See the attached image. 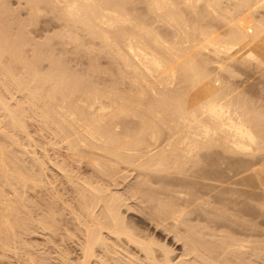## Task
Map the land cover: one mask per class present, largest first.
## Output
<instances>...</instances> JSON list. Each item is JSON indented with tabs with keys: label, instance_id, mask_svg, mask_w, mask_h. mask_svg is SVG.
<instances>
[{
	"label": "bare ground",
	"instance_id": "1",
	"mask_svg": "<svg viewBox=\"0 0 264 264\" xmlns=\"http://www.w3.org/2000/svg\"><path fill=\"white\" fill-rule=\"evenodd\" d=\"M43 1L45 2L44 4L49 7L44 6V4H42ZM124 1L126 3L128 2V0H114V1L113 0H30V2L28 3V0H26L25 6L27 7V10L29 9L30 13H32L31 10H33V13H36V14L32 13L33 17L29 13L30 15L29 18H32V20L34 19L37 20L38 17L42 16L41 14L45 15L44 14L45 12L46 14L47 12H49L51 15L50 11H52V13L55 11L54 12L55 14L53 13V16L59 14L61 19L62 18L64 19L62 21H65V23L68 22V24L71 25L72 27V28H69V25L67 23H66L67 25L66 24L64 25V22L61 23L62 26L64 25L63 28H66L67 26L68 28V29L66 28L67 33H69L71 30L72 32L71 37L73 38L75 36L76 38H79L80 41L85 45H82L79 39H78L79 41L78 42L79 44H78L76 38L72 39L70 37L72 39L70 40V38H68L66 34H62V36L64 35V38L65 36L67 37L65 38L66 42H68V40L70 41V43L68 42V44H74V45L77 44L76 46H79V47L80 45H82L81 47L84 52H87L89 48L88 47L89 45L86 44L88 40L90 44L95 43L96 41L98 42L100 41L99 45L100 44L103 45L99 47L100 51L104 47L109 48L107 51V54H110L109 58L112 57L111 60L114 59L113 61L115 63H118L116 65L123 63L121 65H123V67L125 68L127 67L126 68L127 70H126V69H122L123 68L122 66H119L121 67L120 68L121 70L120 69L117 70L118 66L115 69V67H113L114 63H112V67L115 70H117L118 73H120V75L117 74V77L119 78H117L116 76L115 77L118 80L121 79L120 77L124 78V79H121L123 81H120V82H123L124 86H127L128 84H129L128 87L132 86L130 91H128L129 88L127 89L126 87L125 89V87L123 86H122L123 87L122 89L125 91L121 89V84L123 83H120L117 79L113 77L114 75H116V72L115 74H113V76L110 77V81L113 79H115L116 82L118 81L117 85H114V87L117 86V88L116 87L114 88L112 85L111 87L113 89L112 88L110 89L109 85L116 84V83L113 80L114 82L111 81L110 84H108L109 80L107 79V77L106 79L108 80V82L105 78H104L106 80L105 82L104 80L101 82L100 79H94V81H97L98 83L99 82L102 84L105 83V86L108 84V90H109L108 91L109 93H108V92H105L107 91V87L105 88V91H104V88L103 90L101 89V87H105L104 84L103 86H101L100 83L98 84L96 82V85L98 84L97 89L96 87H94L96 86L95 83L93 85L90 84L93 81V80L91 81L93 77L89 78L88 73H87V76L86 74L83 75V78L86 83L83 80H80V79L78 80V78H82L81 76L78 77V75H77L78 78L76 76H73L74 79L77 78L75 82V80L71 79L73 78L71 77V75L66 74L65 70L61 69L60 67H58L59 69L56 68L57 66L55 67L56 70H54V67L52 68L51 66L49 71H51L52 73L54 72L58 73V76H56V74L51 75L52 74L51 73L49 75V73H47L48 76H51V79H52V77L55 75L54 76L55 78L54 77L53 78L54 80H56L57 77L62 79L63 78L62 76L64 75L65 77L66 75V78L64 79L65 83L68 84L71 82L70 85H73L72 84V81H73V83H76L77 88L72 90L73 86H76L75 84L71 86L72 88H69L68 85H66L69 89H71L69 93V89H67L68 90L67 91L65 87L63 88L59 87L60 89L62 88V90L65 88L64 90H66L69 93L67 96L64 95V93H62L64 95L63 96L61 94L62 90L60 91V94H59L58 91L60 89L56 88L57 86L55 85L56 86L55 90L53 89L54 86L53 87L51 86L52 87L51 90L53 91H50L49 93H47V90L50 89V88L47 89V87L49 86V85L47 86L46 84L47 83L46 81L48 80V77L46 76L47 74L44 76L42 72L41 73L39 72L45 77V79L47 77V80H45L46 85L43 84V86H45V90H44V87L41 86V84H39L38 89L34 90L33 86L34 84L36 85L37 83H33L32 80H35L36 82V77L38 78V80H41V78L43 77L41 75V78H40L39 76L40 74L38 75L37 73L38 70H36L37 74L35 73L36 77L34 76V73L30 74V71L31 73L35 71L34 68L32 71V68L30 69V67L32 65L36 66L37 64H39L38 61L43 60L41 56L45 55V57H47L46 54L43 53L42 50L41 52L43 54L41 53L42 55H40L39 49H37V51L39 50L38 54L40 56L34 55L33 57L35 58L33 59L34 61H36V59L38 58L36 65L34 64V62L33 64L31 63L32 64L31 65L29 61H27L22 56L25 59L24 60L22 58L25 61V63L27 61L26 66H29L30 71H28L27 67H26L27 68V71H26V68L24 67L25 64L24 62H22L23 70L26 73L25 74L26 77H23L24 75H21L19 76V78L23 77L24 79L26 78V80H29L26 82L27 84H25V82L23 84L22 82L24 80H22V78H20L19 80L18 76L15 74H14L15 76L13 75L14 78L17 77L18 79L16 80V82H13L11 78H13L12 74L14 73L13 71L14 65L13 63H12V66L10 64V62L11 61L13 62V59H14V55L12 53L18 52L19 50L18 47L21 48L22 46L19 44H21L22 42L23 44H25L26 36L24 37V39H22L23 34L19 35L18 33V35L21 36V37L18 36L20 39L16 37L17 39H19V42H18V40L15 38V36L17 35L14 34L13 38H15L16 41L18 42V44L16 42V45H15V39L13 40L9 38V36L5 35V33L7 34V32L5 31L7 30V27H5L4 25L8 21H7V17H5L6 20L2 19L5 15L4 11H3V14H4L3 17L2 15H0L1 23L5 21V23L2 24L3 27H5L3 36L8 37V38L6 37V39L4 37V39L5 40L9 39L12 42L11 43L8 40L9 42L7 44L6 41L2 40L3 41L2 42L0 40L2 43L5 42L7 44L6 46L5 43L1 44L0 42L1 48H2V45H5V47H8V45L9 46L11 45L9 47L10 49L6 48L5 50L9 49L10 51H12L10 54L8 50H7L8 53H6L4 49L0 48L1 51L3 50L5 52L4 53L5 55L3 54V51L0 53L2 54V56L4 55L3 57H5L6 55L9 56V54L12 57L11 59H9L10 61H7L9 63L7 65L5 61L8 57L3 58L0 55V59L1 58L4 59V61L1 60L0 62H5V64L8 66L7 67L3 65L4 63H2L3 65L2 66L0 63V65L2 66V68L0 69L2 70L5 67H7V70L5 69V71H3L4 72L3 74H4V77L7 75L11 76V77L9 76L10 78L8 77V79H10L9 81H11L10 85H12V82L14 84V83H18L17 81L20 82L22 80V82L20 83L26 86V88H24V86L22 88L21 87L22 85L20 86L18 83L17 85L20 87L15 85L16 87H14V89L16 88V90L20 91V93H22L21 92L22 89H24V92H27L25 96L26 97L25 99L27 101L23 102L22 100L21 102H23L22 103L23 105L20 102H19L20 104H18V106H22V107L16 108L17 105H14L15 108L19 110V112H17L18 110L16 112L20 113L21 115L17 114L15 111H13L15 112V114H13L11 109L15 110V108L10 107V104H9L10 102L8 103L7 101H5L6 96H5V99L4 98L0 99V102H1L0 105L2 106L0 107L4 110V113H2L3 110L1 108H0V111L3 114V117H5L4 119H7L6 121L8 122L4 124L6 121L4 122L2 121L0 124L1 126L2 124H4L5 126L8 124L7 126L9 128L10 127L12 128V130L11 128L9 130L14 132V128L18 130V126L19 128L25 127V124H23L22 126L21 123L22 122L25 123L24 120L26 121V118L30 119L31 117L32 119V116H33L32 113L39 112V115H36L37 117L33 116V118L36 117L35 119H37L39 117V119L44 124L46 123V125L48 124V125L53 126V130L50 129V131L52 132V137H53V138L52 137L50 138L51 140L50 144L54 149L57 150L56 159L54 160L49 156L48 151L46 149H43L41 153L42 155H39V156L37 155V158L40 157L37 159L38 161L36 160V156L34 154L35 152L33 151L34 152L33 156H35L33 157L31 155L34 158L33 161L36 160L39 164H37V162L35 163L33 162L35 166L31 165L32 167L30 166L29 169L31 168L35 169L37 167L36 165L40 166V171L39 169H37L38 170L37 172H40V173L39 175L38 173L36 174L38 176V178H36V175L34 174V171H33L34 169H32L31 172L29 173L30 170L28 171V169L25 168L26 171L29 173V176H28V173L25 172L24 170L20 172V170H22L24 167L23 168L15 167L16 166L15 163L16 164L19 163V159L18 161H15L16 156L18 154L17 155L15 154L16 156L15 155L11 156V157L14 156L15 158H12L11 160L12 164H10L11 161H8V160H10L11 158H9L10 155L7 156V154L13 151L9 150L10 147L9 148L7 147L8 144H5L6 145L5 147L4 145L3 146L0 145L2 149L4 147V150H2L0 147V151L2 150L1 152H4V154L7 153L3 157L0 154V156L2 157V159L0 160L2 163V166L0 165L1 166L0 168L2 169L3 165L5 166V163L7 162L6 163L7 167H8V163H9V167L12 166L11 168L8 167V169H10L11 172L12 171L16 172V175L14 176L15 178H11L13 177L14 173L13 174L9 173L10 171L5 170L7 169L6 167L5 169L1 170V173L5 175L4 176L3 174H0L2 177H5V178L10 177V178L8 181L7 179L5 178L2 179L0 177V179H2L0 180V183H1L0 189L3 192V190H5L4 189L5 186H8V187L10 186L9 188L14 191L17 186L16 189L17 191H19V189L25 190L27 188H30L29 186L31 185L27 186V184L30 182L31 184H33L32 186H34L37 183L34 186V188L35 187L37 188L38 186L39 190L35 191L36 188L35 189L32 188V189L34 192L39 193L37 194V196H39L38 204L40 208L39 207L38 208L41 210L39 211L41 213L39 214L40 215L39 219L37 220L33 219V220L38 221L37 225L39 226L38 228L40 230V233L43 237H45V241H44L45 243H42V244L43 245L46 244V245H44V247L42 246L43 250H45L46 248H49L46 246L48 245V242L50 240L53 242L52 247H55V248H59V244H62V243L64 244L66 243L65 241L67 240H69L72 243V245L71 243H69L71 245L70 247H66V244H65L64 249L63 247L61 250L58 249L60 250V252L58 251V253H60L59 254L60 259L58 260H61L63 264H243L246 253L251 254L248 252L249 249L250 250L253 249L250 252L252 253L254 252L253 254L255 253L257 254V257H258V260H260L259 261L260 263H264L263 261L264 259L262 260V254L264 253L263 252L264 251V247H263L264 239L262 237V235L264 234V228L262 226L263 222H261V220L264 218V215L261 214L263 217L260 216V211L261 213L264 212L263 211L264 209V205H263L264 204V169H262L264 167V164H262L263 167L260 165L261 168L257 164L259 169H257L258 168L257 166H255L257 167L256 169H253L254 167L253 165L254 157H253L251 158L252 164L248 162L251 160H246L248 164L253 165V167L251 166L252 170L249 168L250 166L248 167L247 165H244V167L246 166L248 168L246 167L241 168V166L245 163L244 162L245 160L243 159L244 161H242L241 159L242 156L237 155V154H241L243 155V157L245 155L244 158H246V156L248 155L252 156L253 154L258 153L259 151L261 152L263 151L262 153H264V106H263L264 96H263V100L261 99V101L263 102V103L261 102V104H260V101L257 102L255 99L252 98L255 102L259 103L260 105L259 107L257 103L256 104L258 106L254 104L253 100L251 101L250 96H248L251 101V103H249L250 101L249 99H247L248 98L247 95L251 93L246 94L247 91L244 92L245 94L243 95L244 97L242 98L240 97L242 95H239L242 92L241 91L238 92V90L240 89L238 90L235 89L238 86V83L236 81L239 78L240 79L242 77L245 78L244 76L246 75L247 76L251 75L252 77L251 79L250 77H246L248 81L249 79L250 81L253 80V76H254L253 74H255L256 76V73L258 77L259 76L263 77L262 79L264 80V0H143L144 1V3H142L143 5L138 3L139 1H142V0H137V1L134 0V3L135 2L136 4L138 3V5L141 7L144 6V4H146L145 9H144L145 6L143 8L141 7L138 9L136 8V10H138L136 12H138V14L141 17L140 18L139 15H137L140 18L139 20H141L143 18V15L145 14H148V15H146V17L144 16V21L146 20V18H148V16L150 18V15L154 14L157 16L156 18L158 19L156 21L157 24L159 22L161 27L162 26H165L163 28L167 27V30L168 32L170 31V33L165 31L166 29L164 30L163 28L161 29V27H157L159 24L156 25L155 27V25H153L155 21L151 24L154 26V28H152L151 25L146 24V23H150L149 21L145 23L143 19L141 21L129 20V18L132 17L130 16V14L132 13L131 10L135 11L133 8L139 7V6H136L130 0L128 3H130L131 5H135V6L129 7L130 6L129 4L127 8L128 10L123 9L122 11V8L124 7L123 5L126 6ZM37 2L39 3L37 4ZM121 2H123L124 4L120 5ZM40 5H41V8L38 7ZM42 6L46 8L42 9ZM118 6L121 7L120 8L121 10L119 11L117 10ZM1 7H3V5H0V8ZM48 8H49V11H46V9ZM199 8H201V10ZM202 8L206 16L210 15V17H206L204 13H203L204 17L203 15L201 17L200 12L202 11ZM42 10H43V13L40 14V11L42 12ZM145 10H147V13ZM139 11L144 12L142 13L143 15L140 14L141 12L139 13ZM57 12L58 14H56ZM123 13L126 16L129 13V16H128L129 18L128 17L126 18V16ZM133 13H134L133 15L136 16L137 13L136 14L135 12ZM38 14L41 16H37ZM188 14H190L191 16H194V18L190 19V17L187 16ZM35 15L37 18L34 17ZM59 15L57 16L58 18H60ZM123 15L125 17H123ZM57 17L55 16L54 19L55 18L58 19ZM138 17L136 18L138 19ZM185 17L186 18L188 17V19H186ZM208 18H210L209 19L210 21L214 19V21H212L213 23L212 25L209 24L211 22L208 21ZM215 18H218V19H215ZM150 19L149 20L152 21V16ZM189 19L192 20V22H194L193 19L197 20L196 22H198L199 19H201V21L205 23V25H207L208 27L204 26V24L201 21L199 23H202V25H200L199 23L194 24L190 21H187ZM219 19L222 21L223 24H225L224 28L227 27L226 31L228 34L224 32L225 29L224 31L223 30L220 31L221 33L218 32L219 31L218 28L221 29L222 27V25L220 24L219 26L221 27L217 26L218 27L217 29H216V26L213 29L209 28V27H214L213 26L214 24H216L217 22H220L218 21ZM133 21H136V22H133ZM206 21H207V24H206ZM215 21L216 23H214ZM31 22H34V21H31ZM140 22L141 23L143 22L146 28H144L143 23L141 26ZM1 23H0V26H2ZM10 23L9 25L11 26ZM28 23L29 22H27V24ZM136 24H140V25L138 26ZM122 25H126V27L127 25H129L130 32L123 35L126 28L125 26H123L125 29L122 28ZM150 26L152 29L160 28L162 30L161 31L162 34H160L157 31V29L154 31L151 28H149L151 29L149 30L148 27ZM74 27L75 28L79 27V29L82 28V33L84 32L83 34L86 33L85 35L88 34L87 35L88 38L92 37L91 39H93L94 37V40L95 38L96 40L94 41L91 39H87L86 38L87 36L83 37L84 35L82 34L81 36L83 38L80 35H79L80 37L79 36L77 37L76 35L81 33V30L77 31L79 30L78 28L74 29V32L77 31L78 33L76 32L77 34L75 35L74 33L73 35L72 29ZM119 27L123 30L118 31ZM0 30H1L0 33H3L2 31L3 28ZM65 31L63 30V32ZM163 31H165L168 34L166 36L168 39L165 37V35H163ZM23 33H24V29H23ZM171 33L174 36H176L175 39L180 38L176 41H174L173 39L174 41L173 42L172 38L174 36L172 35V38L170 41H172L173 44L170 43L169 41L170 37H168L169 34ZM158 34L161 36H158ZM221 34L224 36H222ZM67 35L70 36V33ZM119 38H122V39L118 40ZM65 39H63L62 41H64ZM74 39H76L75 43H72L71 41H73ZM83 39L84 40L87 39V41L84 42ZM162 39L163 40L166 39V41L165 40L163 41ZM98 42L96 43L98 44ZM118 42L120 43V45L122 44V46H124L122 42L125 43L126 52L123 49L122 50L124 52L121 50L122 48L121 46L119 45L117 46L116 44H114L112 46L114 49L116 46L118 48L119 47L121 48H119L120 50L117 49L118 51L110 53L109 50L111 49L110 51H112V48H110L112 43H118ZM86 45L88 48L83 47ZM5 47L3 46V48ZM15 47L18 50L14 51ZM79 47H75L74 51H78ZM84 49H87V50L85 51ZM104 49L106 50V48ZM37 51L35 49L34 54L35 53L37 54ZM89 51L87 52V54L90 53L91 55L92 52L94 53V50L92 52L91 51L89 52ZM20 52L21 54H23L21 49H20ZM20 52H18L19 55H20ZM101 53L103 54L106 52H104L103 50V52L101 51L100 53H98V55H100ZM107 54H105L106 57L104 54H103L104 56L100 55V57L102 56L101 58L105 57L109 59ZM18 57L19 56H17V58ZM40 57L42 60L39 59ZM45 57L43 58L46 59ZM57 57L55 59H57ZM95 57L96 58L94 60L92 58V61L97 62L96 60L97 56ZM49 58L52 59L53 57L49 56ZM51 59L49 60L47 59L51 65L52 63L53 65L54 64L56 65L58 60H60V59L56 60L57 62L55 63V59L53 58L52 60L53 62L51 61ZM20 60L21 58H19V62ZM17 61H15V63ZM109 62L110 61L108 60V63ZM226 62L227 63L229 62L230 65L231 63L232 65H234L233 64L234 62L239 63V66L240 64L241 65L248 64L249 68H246V69H250V70L247 71L248 74L245 75L246 71L244 70L246 69L241 68V67H244V66H241L240 67L241 69L239 68H238L239 70L237 69L239 72L238 73L235 69L236 67H239L237 66V64L236 66L234 65L235 68H232L233 66L226 64ZM211 63L212 65L213 64L216 65V68H218V70L221 71V72L218 71L221 76L223 73L224 74L227 73L229 74L230 78L234 77L235 78L234 80L237 84L235 82H232V83L233 85L236 84L237 86L235 85L234 86L235 88H232L230 84L231 81H229V83L227 82L224 85V83L227 81L226 79H225V82H224V79L221 81V83L223 84L222 85L220 84V80L218 82V80H216L215 77L214 78L211 77V76L219 75L218 72H215L216 75L215 74L212 75L213 73L210 72V69H209L210 66H208ZM91 64L95 65V63L93 62H91ZM91 64L90 66H92ZM94 65L93 67H95ZM10 66L12 67V72H13L12 74H10L11 73ZM58 66H61L60 63ZM97 66L99 67L98 62H97ZM248 66L246 65V67ZM98 67L95 69H92V72L95 70V72H93L94 74L91 73L90 71V73L93 74V76L97 74L96 72H98ZM242 69H243V72L241 73ZM58 70H60L61 72L63 70L65 74L64 72H62L63 73L62 74L60 71H59L60 73L56 72ZM115 70H113V73ZM125 70L126 72H124ZM121 71L125 73L123 75L126 76L127 80L131 82L127 81L125 77L122 76ZM234 71L238 73V79H237V74H235L236 72ZM250 71H251V74H249ZM102 72H104V70L99 69V73L101 74ZM107 72L111 73V71L109 70ZM110 73L109 74L105 73V74L107 76L108 75L110 76ZM3 74L2 72L0 73L2 77H3ZM105 74L103 73L102 75L104 76ZM239 74L242 77H239ZM241 74H243L244 76ZM32 75L35 78L31 79ZM59 75L61 76L59 77ZM29 76H30V79L29 78L27 79V77ZM68 76H70L71 78ZM84 76H86V78L88 77V79H86ZM257 76L256 78L258 79ZM68 78L71 80H68ZM212 78L213 80H216V82H218V84H220L222 87L219 85H218L219 87H217L216 86L217 84L215 85L213 83ZM246 79H244V81H246ZM259 79L257 80V82H259L258 84L259 86L257 85V87L263 86V84L260 82L261 80L259 81ZM43 80H41V82ZM124 80L126 83H128L127 85H125ZM241 80H238V81L240 82ZM56 81H50V78H49L48 83L50 84V82L51 83L53 82L52 83L53 85L54 82ZM79 81H81L82 84ZM61 82L59 83L60 85L58 86H61ZM83 82L84 84H87V83L88 85L90 84L89 86L91 88H86L87 87L86 86L84 87L85 89L81 90V87H79V85L80 86L82 85L83 87L84 85ZM130 83L132 84L130 85ZM31 84L33 86L30 87ZM229 84L231 87L229 86ZM241 84L243 83L241 82L240 86ZM251 84H252V81H251ZM251 84H249L248 86H251ZM245 85H247V83ZM1 86L2 85L0 84V87ZM27 86H29L28 88H32V90L29 89V91H34V92L33 93L29 92L27 90L28 89ZM252 86H256V84L254 85L252 84ZM35 87L37 88V86ZM99 87L102 91L98 90ZM17 88L18 89L21 88V89L18 90ZM92 88H94V90ZM78 89H80L81 91H79ZM114 89L116 90L114 91ZM77 90L79 92H77ZM111 90L114 92H112ZM262 90H264V86H263V89L261 87L259 94L262 92ZM55 91L57 92L55 94L58 97L59 96L61 97V100L59 102H58L59 100L58 97H56L55 95H53L54 93H52ZM66 91H62V92H65V94H67ZM11 92L13 91L11 90ZM43 92H46L44 93V95L48 94L50 97L51 96L52 98L54 97L53 100H51L52 98L50 99V97L47 98L46 95H45L46 99L42 98L41 96L43 95ZM121 92L123 93V95ZM28 93L29 94L31 93L29 95L30 98H28L29 97L27 95ZM7 94L10 95L9 93ZM261 94L263 95L264 92H262ZM1 96L2 95H0V98ZM239 97L242 100H240ZM27 98L29 99V101ZM260 98H257V99L259 100ZM48 99H50L51 101ZM55 99H57L55 101L56 103L54 102L55 104L53 103L50 104ZM246 99L248 101H246ZM243 100L245 102H243ZM6 102L9 104V106H7ZM27 102L29 103L30 106H33L35 109H36V106L38 105L39 107L38 109L41 108V111L36 109L37 111L35 110L34 112V110L33 111L31 110L32 112L31 111L30 112L32 115L28 111L30 115L29 117L27 112H25V108L26 107L28 108V106H26ZM40 102H41V105L39 104ZM24 105L26 107H24ZM5 114H8L9 117ZM15 115L18 116L17 118H19L20 116H24V115H28V117L26 118L21 117L23 118L22 120L19 118L21 120V121L19 120L20 121L19 122V121H16L18 119L16 118ZM3 117H1L0 120L1 119L4 120ZM10 120L12 123L10 122ZM35 122L36 124L39 123L36 120ZM42 124L41 122L39 123V125L41 126ZM39 125L37 126L39 127ZM5 126L4 128L6 129ZM47 126L44 125L45 128L42 127L43 129L40 131H43L44 129H46L45 131L50 132L49 127L51 128V126L49 127ZM0 129H3V127H1ZM27 130H23V131L21 130L19 132L17 131V134L20 132H23L24 134L26 132L24 134L25 135L24 138L26 137L28 139L29 137V139H31L32 136L31 137L27 136L28 134ZM1 131L4 132L5 130H1ZM6 132L7 131H5L4 134ZM13 132L12 133L10 132V133L12 134V137H14V139L10 136V133H7L9 137L11 138L10 142H14V140L17 139V141H15L12 145H14L15 143L18 145L19 137H17V134L15 132L14 133L16 134V136L15 135L13 136ZM7 134L4 135L5 139L8 137ZM20 138H19V142H20ZM5 139H4V142H5ZM21 144H19V147H21L20 146ZM215 147L222 148L221 151H219L220 149L218 148L219 154H223V150H224V153L226 151L225 153L226 155L223 154L224 156L227 157L228 154H230V156H228L229 159H227L226 157H223L222 155V157L224 158V159L221 158L222 162H224L226 159L228 161L229 160L232 161V163L234 161V163L226 164V162H224L225 164H223L221 162L223 165H226V166L229 165V166L221 167L220 165H217V164L216 166L215 165L216 162H214L213 160L215 158V161H217L219 159L218 157L219 155H218V152L215 151V149H217ZM5 149L9 150V153L7 150L5 151ZM207 149L210 150L209 152L211 153V155L215 154L214 151L217 153L215 154V156L218 155L217 160L215 156H211V157H214L212 158L213 160L211 159V161H213L214 164L213 162H210L209 164L208 161L210 160V157L208 156V154L204 156L205 158H202L204 155L203 153L199 154L200 150H202V152L204 150V153L206 154ZM211 149H212V152H211ZM62 151L63 153H65L64 155L60 154ZM235 155H237L238 159H235L237 158ZM60 156L64 158L62 161L57 160V157H60ZM19 157H21L20 154H19ZM206 157H207V160L209 158L208 161L206 160L207 162L205 161ZM249 157L247 158L249 159ZM67 159H72L76 161L77 163L86 164L90 166L92 172L86 173V172L81 171V168L74 167ZM202 159H204L205 161V164H204L205 166L203 165L204 162ZM22 160L20 162L21 164L18 166H22L23 164ZM207 163L209 167L212 166L210 168H213V166L215 165L216 169H215V166L213 169H209ZM24 165L28 168V166L25 163L23 164V166ZM218 166H220V168H218ZM204 167L208 169H203ZM13 168L16 170H13ZM127 170L130 172L132 171L136 173V174L134 173L135 174L134 175L131 172V175L133 174L135 176L134 181L136 180V182L133 185H131L132 184L131 183L130 184L131 186L129 187L126 186V189L124 187L125 190L121 191L123 187L121 190H119L118 188H120L119 184H122V183H118L119 185L118 187L116 183L117 180L115 179L121 176L120 173L122 172H125L124 174L122 173L123 174L122 178L126 179L124 175L128 176L127 179L130 178V175H129L130 173L128 174L127 172L126 174ZM32 171L35 177H31L32 175L30 176ZM4 172L7 174H5ZM18 172L20 173V175H17ZM24 172L26 173L24 175L26 177L21 176V174ZM48 172L52 173V176L54 178L53 180L52 178L50 179L51 176L49 175L51 174ZM19 176L22 177L23 179L25 178L23 182L26 184L27 188H25L21 180L22 178L20 179L17 178ZM28 177L30 178L28 179ZM31 178L37 179L36 182L34 181L35 184L32 182L35 179L31 180ZM110 178L111 179L114 178V179L111 180ZM10 179L12 180L14 179L13 180L14 183H15V180H17L16 186ZM18 179L19 181L22 182V185L24 187L22 185H21L22 188L20 187L21 183L18 182ZM109 179L111 181L115 180L114 182L116 184L115 183L112 184L113 182L110 183ZM248 179H253L252 182L254 184L257 183L256 188H255V185L253 187L260 191V192L258 191V194L256 191H255L256 193L254 192V189H250V190L248 189V187L252 188V186L251 187L249 186L251 181L249 180L250 183H248ZM3 180L5 183L8 182L7 184L12 182L15 188L11 187L13 186L11 184L6 185L3 182ZM1 181L4 183V185ZM164 181L167 182V184L165 182V185L167 187L168 185L171 187H168V188L166 187L165 190H161L162 189L161 182H164ZM156 182L158 183L160 182L159 184H161V186L157 185L158 187H160V190L157 189L158 187L154 185V183ZM1 185L2 187L4 186L3 189L1 188ZM115 185H117L118 188ZM127 185H129V183ZM153 185L157 188L153 187ZM151 187L155 188L157 191L154 189L151 190ZM190 188H191L190 191L187 190ZM2 192L0 191V193ZM15 192L16 190L13 193ZM4 193L5 192H3V194H0L2 195V197L0 196V225H1L0 228L2 227L0 229L2 231V232L0 231L1 239L3 238V236L1 237V235H3L4 233H7V236L4 234L5 235L4 237L9 238L11 237V235L13 237L14 233L12 232L8 233L9 230L14 231V232L17 230L16 228L18 227L19 220L16 218L18 215L17 210L19 209V207H16V206L21 205V204L18 205L19 200L20 202L22 201L19 198L22 197L21 195H23L24 197V194H25V192H23L24 194L21 192H17L20 194V197L18 196L19 194L17 193L15 194V196L17 195L18 197V198L17 197L15 198L14 196L15 198L14 200L16 201V204H17L16 205L15 203L12 204L13 203L12 201L14 200L11 201V199L8 198L7 195L5 196ZM253 193L256 195H254ZM3 196L7 197L6 198L7 200H4L5 197ZM238 197H240L241 201L243 199L246 200L247 198L248 199L253 198L251 201L257 200L258 202L255 201L256 203H258L257 205L259 206L261 205L259 207L260 211H258L259 208L257 205H254L255 202L253 203L251 202L250 204L251 205L253 204L255 208L257 206V210L254 209L256 210L255 211L256 213L252 212L251 208L253 206H251V208H247V211L246 210L244 211V212H247L248 214H249V211H251L250 214L252 213L255 219H258L259 218L258 216L262 218V219H258V222L256 220V222L258 223L257 225H260V227L258 226L259 228H261L262 226L263 230L262 229L260 230L257 227L256 223L255 224L253 223L255 222L254 220L252 221L249 220L250 222L247 220L248 223L251 224L252 222L258 228L257 229L255 227L254 230L251 229V231H253L254 233L256 232V229L257 231L258 230H260L261 232L263 231L262 235H261V232L258 231L260 232L258 233L260 235H256L257 236L256 238L251 237L252 236V233H251L250 238H252V240L246 238V236L249 237L248 234L250 232L248 234H245L246 233L245 232L242 235V238L243 236L246 235L244 237L245 239L240 238L241 237L239 236L240 233L238 234V238L236 235V233H238L239 230L241 233H243L244 230L246 231V229L244 228H243L244 230L243 229L241 230V228H239L240 226L239 219L241 221L240 212H242L243 214V210L241 208L239 209L238 206L240 207V204L244 203L245 201L243 200V202H240ZM9 199L10 201H8ZM25 201L26 200H24V202ZM8 202H10L9 204L10 205L12 204V206H9V204L7 205ZM237 202H240V203H237ZM213 203L218 204V206L220 205V207L216 208L217 205L214 206L215 204ZM229 203L230 204L232 203V207L233 209H236L237 213H235L234 211H233L234 213L230 211L228 207ZM246 203H248V201ZM24 204H22V208L24 207L23 206ZM38 204L35 206L37 207ZM234 204L237 206L234 207L233 206ZM211 206L214 208H212ZM236 207L238 208V211ZM22 208L20 206L21 210ZM34 208H32V210ZM210 208L212 210L214 209L217 213L221 212L222 215L228 214L227 216L228 218L225 217L224 215L223 217L221 216V218L225 220V221L222 220L223 223L221 226L216 224L217 226L221 227V228L220 227L218 228H220L223 231L222 234L229 231L231 227L230 225L229 230H228V226H227V229H226L227 231L223 230L222 228H226L224 227L226 226L224 225V222L225 224L228 222L229 224L233 225L232 222L238 220V222L236 221V223H239V224H235V226L239 225L238 226L239 229L237 228V226L236 227L233 226L238 230H236L235 228L234 230L232 229L233 230L232 233H234L236 230V233L233 234L236 236H233L234 238H232V240H230L231 238L229 237H225V239L227 238L229 242L227 240H226L227 242L223 241V244L220 248L214 247V245L215 246L219 245V241L220 243H222L221 240H222V236L224 235L222 236L220 235V237H217L218 233H215L219 231L213 232L217 235L209 233V235H212L213 237L216 236L215 238L221 239V240L217 239L218 240L217 245H216V241L214 242V245H213L212 244L213 242L211 243L210 241H208V239H206V237H204L203 235V232H204L205 236H207L208 233L206 235V232H209L210 231L209 229H212L213 227L215 229H212V230L217 229V226L215 224H213L214 226L208 224V220L210 219L208 218V216L210 215L211 217L213 215L214 216L217 215V213H215L214 210L213 211L210 210ZM248 209H251V210L248 211ZM32 210L31 212H33ZM208 210H210L211 212L209 213ZM204 211L206 212L204 213ZM135 212L139 213L140 215H138ZM193 213L195 217H191L192 216L191 214ZM229 213L231 214L230 215L231 217H233L232 215H234V217L235 215H237L238 216L237 218L239 219L237 218L236 219L233 218L235 220L229 219L231 218L229 216ZM253 213L257 214L258 216L257 215L256 216L258 218H256V216ZM248 214L245 213V217H248L250 215ZM26 215L24 216V218L26 217ZM252 215L250 216V218L252 217L253 219ZM15 216L16 218H14ZM129 216L132 218L134 217L139 222L141 221L142 223L147 225L148 228H149V225H151L152 229L154 228L155 230L151 232V231H148L147 227L145 229H140L138 228L139 226L135 227L132 223V219H130ZM205 216L208 219H206ZM217 216L220 217L219 214ZM217 216H216V221L218 219ZM21 217L23 216L21 215ZM24 218H23L24 221L22 220L23 222H28V220L30 219V217L29 219L27 217L25 218L27 221H25ZM128 218L131 221H129ZM204 219H206L207 221H205ZM246 219L247 218H245L244 221H241V222H246ZM15 220H16V223L18 224L15 223ZM212 220H213L212 222L215 221L214 217ZM22 221H21V224L25 226V224L22 223ZM192 221L193 223L194 221H196L195 223L200 222V224L198 225L194 223L193 225ZM12 222H13V225L15 223L17 227L12 226ZM139 222H138V225H140ZM204 222L207 225V227L205 225H203V227H205V229L206 228L208 229V230H205L206 232L204 231V228L202 227V224ZM260 222L262 224H260ZM209 223L211 224V219ZM248 223H246L247 224L246 227L250 225ZM253 224H251L249 228H251ZM2 225L7 227V228L5 227V229H7L8 232H6L5 230H2L4 228V226ZM135 225H137V223ZM200 225L203 228V232L202 230H200L201 227L199 228ZM26 226H29V225L27 224ZM210 226L212 227L210 228ZM242 226H245V225L243 224ZM12 228H15V230H13ZM21 228L23 229V227ZM24 229H26V227H24ZM248 231H250V229ZM227 234L229 236L232 235L231 232H227L226 236H228ZM157 236H161V238H163L165 241L158 239ZM202 236L204 237V239H206L207 244L208 245L210 244L209 246L206 243L204 244V240ZM212 236L211 237L209 236V238L212 239L211 241L216 240ZM18 237L20 236L18 235ZM261 237L263 240L261 239ZM8 238L6 239L7 241L11 239V238L10 239ZM253 238H255V241H253ZM6 240L4 239L3 241L4 243L2 244L0 243V244L4 248L7 249V247H9L10 245L7 246L9 241L8 243L6 242L5 244ZM168 242L169 243L173 242L176 245L181 244L183 248L181 253L179 252L180 254L176 255L174 253L176 250L172 248L171 246H169ZM211 244L213 245L212 248H211ZM1 245L0 247H2ZM22 245L24 246V244ZM55 248L53 249L54 251H55ZM49 249H51V247ZM14 250L16 251V249ZM36 251L37 250H35V252ZM48 251L50 250L47 249V252ZM10 252H13V251L11 250ZM44 254L41 257V259H39L40 257L38 256L39 257L38 259L40 261V262L38 261V263L39 264H50L49 257L46 256V254L45 255ZM4 255L3 257H5ZM47 255H50L49 252ZM55 255H57V258H58L57 252L53 255V257ZM251 255L250 256L246 255V259L249 260L252 257ZM52 259L53 258L50 259L51 262H52ZM255 259L253 258L254 264H256ZM29 260L33 261L32 256ZM58 260L57 261L55 260V262H58ZM251 260L250 261L245 260L247 261V263H244V264H248L249 262H251L249 264H253ZM35 261H33L32 264L36 263ZM25 262H28V261H25Z\"/></svg>",
	"mask_w": 264,
	"mask_h": 264
},
{
	"label": "rangeland",
	"instance_id": "2",
	"mask_svg": "<svg viewBox=\"0 0 264 264\" xmlns=\"http://www.w3.org/2000/svg\"><path fill=\"white\" fill-rule=\"evenodd\" d=\"M113 1H114V0H113ZM129 1H130V0H128V2H129ZM136 1H137V0H136ZM142 1H143V0H142ZM142 1H139L138 3L141 4V5H143L142 3H144V1H143V2H142ZM25 2H26V0H0V5H3V7L0 8V13H1L0 15H2V17H3V15L5 14L4 17H3L2 19H5V20H6L5 17H7V21H8L9 23L11 22V23H10L11 26H10L8 22L5 23V21L2 20V21H4V22L1 23V20H0L1 25H2L3 23H5L4 26L7 27V30H5V31L7 32V34L5 33V35L9 36V38H11V39H13V40H14L16 37H17V38L21 37V36H19V35H22V34L24 35V36L22 35V39H24V37L26 36V37H25V44H26V45L23 44V42H22L21 44H19V45H22L21 48L18 47V45H17V47H18L19 50H18L16 47H15L16 49L14 48V51L18 50V52H20V49H21L23 54H21V52H20V55H19L18 52H16L17 54H16L15 52L12 53V54L14 55L13 62H12V61L10 62L11 66H12V63H13V65H14V66H13V71H14V73L12 72V67L10 66V68H11V70H10L11 73H10V74L13 73L12 76L15 74V75L18 76V78H19V76H21V75H24L23 77H26V76H25L26 73H25V71L23 70V65H22V62H24V64H25L24 67H25V68L27 67V68H28V71H30L31 68H32V71H33V68L35 69V71L32 72V73H31V71H30V74H33V73H34V76H35L37 73H38V75H39L41 72H42V74H43L44 76H45L47 73H49V75H50L52 72L49 71V70H50V68H51V66H52V68L54 67V70H56V68L60 67L61 69L65 70L66 74L71 75V77H73V76H76V77H77V75H78V77L81 76L82 78H78V77H77V78H78V80L80 79V80H83L84 82H85V80H84V78H83V75L86 74V76H87V73H88V77H89V78L93 77V78L91 79V81L93 80L92 83H90L91 81L89 82V83L92 84V85H93L94 83H95V85H96V82H97V81H94V79H100L101 82H102L103 80H104V82H105V81L108 79V80H109V82H108V80H107L108 84H110V82L114 80L116 84H110V85H109V86H110V89L112 88V87H111L112 85H113V87H114V85H117V82H118V81H119V82H120V81H123V80H121V79H124V78H122V77H120L121 79H119V80L117 79V78H119V77H117V74L120 75V73H118L117 70L121 68V67H119V66H122V67H123V65H121V64H123V63H120L119 65H116V64H118V63H115V62L113 61L114 59L111 60L112 57L109 58V55H110V54H107V51H108L109 48L104 47V48H106V50H105L104 48H103V49L101 48V49H102V50H101L102 52H103V50H104V52H106V53H103V54H104V55L107 54L109 59L105 58L106 55H105V57H103L104 59L101 58V57L104 56V55L101 53L100 55H102V56L100 57V55H98V53L101 52V51L99 50V47H100V46H103V45H101V44L99 45V42H100V41H99V42L96 41V42H98V44H97L96 42L90 44V43H89V40L87 41V39H91L92 37H91V38H90V37L88 38V36H87L88 34H87V35H85L86 33L83 34L84 32L82 33V28L79 29V27H76V28L74 27V28L72 29V31H73V35H74V33H75V35H76V34L78 33L77 31H80V30H81V33L77 34L76 36H77V37H78L79 35L81 36V34L84 35L83 37L87 36V37H86L87 39L84 40V39H85V38H84L83 40H84V42L87 41L86 44L89 45L88 47L90 48V49H89V48L87 47V45H86V46H83V47H84V48L87 47L88 50H87V49H84V50H85V51L87 50V52H88L89 50H90L91 52L94 50V53H95V54L92 52V54L90 55V53L87 54V52H84L81 46H82V45H85V44H83V43L80 41V39H79V38H76L75 36H74L73 38H76V39H77V43L80 41V43H82V45H80V47H79V46H76L77 44H75V45H74V44H68V42L70 43V41L68 40V42H66V39H65V38H67L66 36H68V38H70V37L72 36V35H71L72 32H71V30L69 29V30H70V32H69V33H70V36L67 35V34H69V33H67V30H66L67 26H66V28H63V26H64L66 23L68 24V22L65 23V21H62V20H64V19H63V18L61 19V17H60V15L58 14V12H57L56 14H58L60 18L57 17L58 15H55L58 19H56V18L54 19L55 16H53V13H54L55 11H54L53 13H52V11H50V12H51V15H50L49 12H47V14H46V12H45V10H44V12H45L44 14H45V15H43V14H41V13H43V10H42V12L40 11V14H41L42 16L38 14L37 16H41V17H38V18H37L36 15H35L34 17L37 18V20H35L34 18H33L34 20H32V18H29V17H30V15H29L30 12H29V9L27 10V7L25 6V5H26ZM29 2H30V0H28V3H29ZM128 2L126 3V2L124 1V3L126 4V6L123 5V4H124L123 2L120 3V5L122 4V5L125 7V8H124V7L122 8V11H123V9H124V10H128L127 8H128V6H129V4H130V3H128ZM131 2L134 3V0H133V1L131 0ZM3 3H4V4H3ZM38 3H39V2H37V4H38ZM44 3H45V2L43 1L42 4H44ZM133 3H132V4H133ZM138 3L136 4V2H135L134 4H135L136 6H139ZM42 4H41V5H42ZM27 5H28V4H27ZM29 5H30V4H29ZM41 5L38 6V7L41 8ZM135 5H131V4H130L129 7H131V6L133 7V6H135ZM44 6H47V5L44 4ZM144 6H145V7H144ZM144 6H142V7H141V6H139V7H134L133 9H134L135 11L131 10L132 13L130 14V16H132V17L135 16V15H133V14H134L133 12H135V14H136V13H137V14H136V16L133 17V18L130 17L131 19L128 17V16H129V13H128L127 16L125 15V14H126V13H125L126 11L124 12L125 14H124V13H123V14L126 16V18L128 17L129 20H131V21H132V20H136V21H137V20H139L141 17H140V15L138 14V12H136V11H138V10H136V8L138 9V8H140V7H141V8L144 7V9H145V8H146V4H144ZM47 7H49V6H47ZM2 8H4V9H2ZM28 8H29V6H28ZM40 8H39V9H40ZM43 8H44V7L42 6V9H43ZM45 8H46V7H45ZM45 8H44V9H45ZM120 8H121V7L118 6V7H117V10H118V11L121 10ZM130 9H131V8H130ZM144 9H143V10H144ZM199 9L201 10V8H199ZM30 10H31V8H30ZM139 10H140V9H139ZM141 10H142V9H141ZM3 11H4V14H3ZM31 11H32V13H33V10H31ZM46 11H49V8L46 9ZM122 11H121V13H122ZM145 11H146V13H147V10H145ZM198 11H199V10H198ZM14 12H15V13H14ZM34 12H35V11H34ZM38 12H39V11H38ZM128 12H130V11H128ZM140 12H141V11H139V13H140ZM199 12H200V11H199ZM32 13H30V14H31V16L33 17ZM119 13H120V12H119ZM142 13H144V12H141L140 14H142ZM200 13H201V17H202V15H203V17H204V14H205V13L203 12V8H202V11H201ZM203 13H204V14H203ZM206 13H207V12H206ZM10 14H11V15H10ZM33 14H36V13H33ZM54 14H55V13H54ZM186 14H187V13H186ZM121 15H122V14H121ZM124 15H123V17H125ZM137 15H139L140 18H139ZM142 15H143V14H142ZM146 15H148V14L143 15V18H142L143 21H144V16L146 17ZM52 16H53V18H52ZM151 16H152V21H150V20H151V19H150ZM185 16H186V15H185ZM187 16H189L190 19L194 18V16H191L190 14H188ZM205 16H206V14H205ZM136 17H138V19H137ZM156 17H157L156 15L152 14V15H150V18H149V16H148V18H146L147 21L145 20L144 22L146 23V22L149 21L150 23H146V24L151 25L154 21L156 22V21L158 20ZM206 17H210V15H208V16H206ZM206 17H205V18H206ZM10 18H11V19H10ZM154 18H155V20H154ZM185 18H186V17H185ZM0 19H1V16H0ZM12 19H13V20H12ZM22 19H23V20H22ZM59 19H60V20H59ZM142 19H141V20H142ZM149 19H150V20H149ZM186 19H188V17H187ZM190 19L187 20V21L192 22V20H190ZM206 19H207V18H206ZM209 19H210V18H208V21L211 22V23H209V24L212 25V24H213L212 21H214V19H212V21H210ZM215 19H218V18H215ZM28 20H29V21H28ZM58 20H59V21H58ZM141 20H139V21H141ZM202 20H203V18H202ZM204 20H205V19H204ZM31 21H34V22H31ZM60 21H61V22H60ZM136 21H133V22H136ZM139 21H138V22H139ZM193 21H194V22H192V23L195 24V23H199V22L201 21V19H199L198 22H196L197 20H195V19H193ZM216 21H217V20H216ZM216 21H215L214 23H216ZM218 21H220V22L222 23V21H221L220 19H219ZM27 22H29V23H28L29 25L27 24ZM63 22H64V25L62 26L61 23H63ZM138 22H137V23H138ZM155 22H154L153 25H155V27H156V25H158L159 22H158V24H157V22H156V24H155ZM201 22H202V21H201ZM220 22H217L218 24H217V23L214 24V25H213L214 27H209V28L213 29V28H215V26H216V29H217V28H218L217 26H219V24H220V25H222L223 29H222L221 26H219V27H221V29L218 28V30H219L218 32H220V31H222V30L224 31V29H225L224 32L227 33V31H226V29H227L226 26H227V25L225 26L226 28H224V25H225V24H223V23L221 24ZM33 23H34V24H33ZM140 23H141V22H140ZM142 23H143V22H142ZM142 23H141V26H142ZM160 23H161V22H160ZM202 23H203V22H202ZM202 23H199V24L202 25ZM6 24H7L8 26H7ZM24 24H25V25H24ZM67 24H66V25H67ZM203 24H204V26H207V25H205V23H203ZM206 24H207V21H206ZM209 24H208V25H209ZM21 25H22V26H21ZM23 25H24V26H23ZM26 25H27L28 27H27ZM31 25H32V26H31ZM68 25H69V24H68ZM136 25L139 26L140 24H136ZM143 25H144V23H143ZM153 25H151L152 28H154ZM211 25H210V26H211ZM123 26H125L126 29H125ZM151 26L148 27V29L151 28ZM0 27H1L0 29L3 28V30H2L3 33H0V34H1V35H0V38H1V39H0V40H1V41L4 40V41H6V43L8 44V42H9L10 40H9V39H8L9 41H8V40H5L7 36H6V37L3 36V35H4V28H5V27H3V25L0 26ZM20 27H21V28H20ZM120 27H121V26H120ZM120 27H119L118 31L123 30V29H121ZM157 27H161V25L159 24ZM163 27H165V26H162L161 29H162ZM207 27H208V26H207ZM69 28H72L71 25H69ZM77 28H78L79 30H77V31L75 30V31L77 32V33H76V32H74V29H77ZM122 28L125 29V32L123 33V35H124V34H127L128 32H130V26H129V25H127V27H126V25H122ZM144 28H146L145 25H144ZM152 28H151V29H152ZM23 29H24V33H23ZM67 29H68V28H67ZM151 29H149V30H151ZM156 29H157V28L152 29V30L155 31ZM158 29H159V30H158ZM158 29H157V31H158L160 34H162V32H161L162 30H161L160 28H158ZM163 29H164V30L166 29L165 31L168 32L167 27H166V28H163ZM216 29H215V30H216ZM19 30H20V31H19ZM63 30H64V31L66 30V31L63 32ZM21 31H22V32H21ZM83 31H84V30H83ZM165 31H163V35H165V37H166L168 34H167ZM0 32H1V30H0ZM26 32H27V33H26ZM62 32H63V33H62ZM158 32H157V33H158ZM164 32H165V34H164ZM18 33H19V35H18ZM121 33H122V32H121ZM168 33H170V31H169ZM220 33H221V32H220ZM225 33H224V34H225ZM14 34L17 35V36H15V38H13V37H14ZM27 34H28V35H27ZM62 34H66L65 38H64V35L62 36ZM155 34H156V33H155ZM227 34H228V33H227ZM121 35H122V34H121ZM123 35H122V36H123ZM172 35H173L172 33L169 34V36H168V37H170L169 41L171 40ZM221 35H222V34H221ZM18 36H19V37H18ZM29 36H30V37H29ZM80 36H79V37H80ZM89 36H90V35H89ZM158 36H161V35L158 34ZM173 36H174V35H173ZM222 36H224V35H222ZM4 37H5V39H4ZM28 37H29V39H28ZM58 37H59V38H58ZM61 37H62V39H61ZM81 37H82V36H81ZM83 37H82V38H83ZM165 37H163V38H165ZM175 37H176V36H174V37L172 38V41H173V39H174V41L180 39V38L175 39ZM2 38H3V39H2ZM7 38H8V37H7ZM17 38H16V39H17ZM26 38H27V40H26ZM56 38H57V39H56ZM71 38H72V37H71ZM71 38H70V40L73 39V38H72V39H71ZM161 38H162V37H161ZM161 38H160V39H161ZM166 38H167V37H166ZM16 39H15V45H16V42H17ZM19 39H20V38H19ZM19 39H17L18 42H19ZM22 39H21V40H22ZM55 39H56V40H55ZM63 39H65L64 41L66 42V44H65L64 41H62ZM76 39L73 40L74 42H73V41H71V42H72V43H75V40H76ZM78 39H79V41H78ZM120 39H122V38H119L118 40H120ZM167 39H168V38H167ZM13 40H12V41H13ZM81 40H82V39H81ZM91 40H94V37H93V39H91ZM95 40H96V38H95ZM95 40H94V41H95ZM162 40H163V39H162ZM164 40L166 41V39H164ZM164 40H163V41H164ZM1 41H0V42H1ZM26 41H27V42H26ZM28 41H30V42H28ZM51 41H52V42H51ZM169 41H168V42H169ZM172 41H170V43H172ZM174 41H173V42H174ZM2 42H3V41H2ZM2 42H1V44H4V43H5V42H4V43H2ZM10 42H11V41H10ZM13 42H14V41H13ZM18 42H17V44H18ZM32 42H34V43H36V44H34V43H32ZM61 42H62V43H61ZM6 43H5V45L7 46ZM11 43H12V42H11ZM27 43H28V45H27ZM29 43H30L31 45H30ZM122 43H123L124 46H122V44L120 45L119 42H118V43H112L111 46L109 45L110 48H112V51H110V50H111V49H110L109 52L112 53V52L118 51V50H120L119 48H121V47H122L121 50L123 49V50L126 52V46H125V43H124V42H122ZM9 44H10V43H9ZM78 44H79V43H78ZM94 44H95V45H94ZM114 44H116L117 46L119 45V46H121V47L118 48L117 46H116V47L114 46V47H115V49H114V48L112 47ZM172 44H173V43H172ZM5 45H2V48H1V45H0V48L5 50L6 48H9V47L11 46V45H10V46L8 45V47H5ZM15 45H14V46H15ZM46 45H47V46L50 45V46L47 47ZM92 45H94V46H92ZM3 46H4L5 48H3ZM14 46H13V47H14ZM26 46H27L28 48H27ZM91 46H92V47H91ZM97 46H98V47H97ZM13 47H12V48H13ZM22 47H23V49H22ZM37 47H38V48H37ZM39 47H40V48H39ZM41 47H42L43 49H42ZM75 47H79V48H78L79 50L76 48L78 51H74V48H75ZM93 47H94V48H93ZM31 48H32V49H31ZM91 48H92L93 50H92ZM9 49H10V48H9ZM9 49H7V50H8V51L10 52V54H11L12 51H10ZM35 49H36V51H37V49H39L40 51H39V50H38V51H39L40 53L37 51V54H36V53L34 54V50H35ZM76 49H75V50H76ZM80 49H81L82 51H81ZM96 49H97V50H96ZM117 49H118V50H117ZM7 50H5L6 53H8ZM41 50L43 51V53L46 54L47 57H45V55H44V56H41L43 60H42L41 57H40L39 59L42 60V61H38L39 64H37L36 62H37V59H38V58L36 59V61H34L33 59H35V58H33V57H34V55H35V56H36V55H39V54L42 55L43 53L41 52ZM60 50H61V51H60ZM123 50H122V51H123ZM2 51H3V50H2ZM2 51L0 50V53H1ZM26 51H27V52H26ZM90 51H89V52H90ZM96 51H97V52H96ZM98 51H99V52H98ZM124 51H123V52H124ZM78 52H79V53H78ZM4 53H5V52L3 51V54H4ZM38 53H39V54H38ZM41 53H42V54H41ZM10 54H9L10 58H9V56H7V55H6L5 57H3L5 54H4L3 56H2V54H0L3 58L8 57V58L6 59V61H5V62L7 63V65L9 64L7 61H10L9 59L12 58ZM13 55H12V56H13ZM16 55L19 56V57L17 58ZM31 55H32V56H31ZM40 55H39V56H40ZM15 56H16V58H15ZM22 56H23L27 61H29L30 64H31V63L33 64V62H34V64H35V65L37 64L38 66H37V65L34 66V65L31 64L32 66H31L30 69H29V66H26L27 61H26V63H25V61H24L25 59H24ZM49 56H50V57H53L54 59L58 56L57 59H55V63L57 62L56 60H58V59H60V60H58V62L56 63V65H55V64L53 65V63H52V62H53V61H52L53 58L51 59V58H49ZM95 56H97V59H96V60H97V62H98L99 67L97 66V62L92 61V58H93V60L96 58ZM43 57H45L46 59H44ZM19 58H21L20 62H19ZM22 58H23L24 60H23ZM47 59H48V60L51 59V61H52V62H51L52 65L50 64V62H49ZM99 59H100L101 63H100ZM1 60L4 61V59H2V58L0 59V61H1ZM17 60H18V61H17ZM96 60H95V61H96ZM108 60L110 61V62H109L110 64L108 63ZM15 61H17V62L15 63ZM111 61H113V62H111ZM5 62H0V63H1V65H2V63H4L3 65L7 66V65L5 64ZM18 62H19V63H18ZM91 62L95 63V65L93 64L95 67H93V65L91 64ZM29 63H28V64H29ZM59 63H60L61 66H58ZM112 63H114L113 67H115V69H116L117 66H118L119 68L117 67V70H115V69L112 67ZM30 64H29V65H30ZM90 64H91L92 66H90ZM226 64H229V62H228V63L226 62ZM233 64H234L235 66H236V64H237V66H239V63H235V62H234ZM1 65H0V66H1ZM3 65H2V66H3ZM63 65H64V66H63ZM115 65H116V66H115ZM211 65H212V63H211L210 65H208V66H210L209 69H210V72L213 73V74L211 73L212 75H214L215 72L220 71V70H218V68H216V65H214V64H213L212 66H211ZM229 65H230V64H229ZM231 65H232V63H231ZM231 65H230V66H231ZM234 65H232V66H233L232 68H235ZM246 65L248 66V64H246ZM246 65H245V64H242V65L240 64V66H239V67H236L235 69H236V71L238 72V70L241 69V68H243V69L249 68V66L246 67ZM2 66H1L0 68H2ZM56 66H57V67H56ZM62 66H63V67H62ZM96 66L98 67V72H96L97 74H96L95 76H93V74H94L93 72H95V70L92 72V69L97 68ZM100 66H101V67H100ZM241 66H244V67H241ZM7 67H8V66H7ZM7 67H5V68L3 67L4 69H2V70L0 69L1 72H2V74L4 73L3 71H5V69L7 70ZM47 67H48V68H47ZM55 67H56V68H55ZM211 67H213V68H211ZM240 67H241V68H240ZM10 68H8V69H10ZM15 68H16V69H15ZM27 68H26V71H27ZM90 68H91V70H90ZM126 68H127V67H126ZM126 68L123 67L122 69H126ZM238 68H239V69H238ZM14 69H15V70H14ZM21 69H22V71H21ZM58 69H59V68H58ZM99 69H100V70H101V69L104 70V72H102V73L100 74V73H99ZM235 69H234V70H235ZM237 69H238V70H237ZM243 69H242V71L240 70L241 73L243 72ZM36 70H38V72H37ZM52 70H53V69H52ZM63 70H62V72H64ZM69 70H70V71H69ZM88 70H89V71H88ZM108 70L111 71V73L109 72V73H110V76H109V75H108V76L106 75V74H109V73L107 72ZM113 70H115L114 73H113ZM120 70H121V69H120ZM126 70H127V69H126ZM126 70H125L124 72H126ZM216 70H217V71H216ZM249 70H250V69H246V70H244V71L247 72V71H249ZM23 71H24V72H23ZM48 71H49V72H48ZM59 71H60V70H58V71H56V72H59ZM87 71H88V72H87ZM90 71H91V73H93V74H91ZM96 71H97V70H96ZM122 71H123V70H122ZM122 71H121V72H122ZM236 71H234V72H236ZM1 72H0V73H1ZM6 72H7V71H6ZM15 72H16V73H15ZM36 72H37V73H36ZM39 72H40V73H39ZM45 72H46V73H45ZM60 72H61V71H60ZM60 72H59V73H60ZM62 72H61V73H62ZM65 72H64V74H65ZM115 72H116V75L113 76V74H115ZM119 72H120V71H119ZM124 72H122V76H124V75H123V74H125ZM220 72H221V71H220ZM224 72H225V71H224ZM237 72H236L235 74H237V79H238V73H239V72H238V73H237ZM246 72H245V75L248 74V72H247V73H246ZM17 73H19V74H17ZM22 73H23V74H22ZM27 73H28V72H27ZM35 73H36V74H35ZM77 73H78V74H77ZM103 73H104V74L106 73V74L103 76V75H102ZM218 73H219V72H218ZM5 74H6V73H5ZM8 74H9V72H8ZM42 74L39 75L40 78H41V75H42ZM53 74H56V76H58V73H55V72H54V73H52L51 75H53ZM62 74H63V73H62ZM62 74H61V75H62ZM72 74H74V75H72ZM98 74H99L100 76H99ZM211 74H210V75H211ZM243 74H244V73H243ZM243 74H241V75H243ZM249 74H251V71H250ZM15 75H14V76H15ZM43 75H42L43 78H41V80L44 79V80L42 81L43 83L41 82V80H38V78L35 76V77H36V82H35V80H32V81H33V83H37L38 85H37V84H36V85L34 84V86H33V85L31 84L30 87L33 86V89L35 90V89H38L39 84H41V86H43V84H44V85L47 84V86H48V85L50 86V87H49V86L47 87V89H48V88H50V89H48V90L46 89V90H47V93H49L50 91H53V90H51L53 86H54V88H53L54 90H55V87H56V86H57L56 88H59V87H62V88H63V87H65L66 90H67V89H69V88H72L71 86H73L74 84L76 85V83H73V81H72V84H73V85H70L71 82L68 83V84H66V83H65V80H64V79L66 78V75H65V77H64V75L62 76V77H63L62 79H63V81H64L65 84L63 83L62 79H60V78H58V77L56 78V80H57L58 82H57L56 80H54V78H55L54 76H55V75L53 76L54 78L52 77V79H51V76H48V74H47L46 76L48 77V80H47V77H46V79H45V77H44ZM61 75H59V77H60ZM89 75H90V76H89ZM215 75H216V74H215ZM219 75H220V73H219ZM219 75H218V76H217V75H216V76H211V77H213V78L215 77L216 80H218V82H219V80H220V84H222L221 81H222L223 79H224V82H225V79H226L227 81H226L225 83L223 82L224 85H225L227 82L229 83V81H231L230 84H231L232 88H235L234 86L238 83L239 88H238V86L236 85L237 88H235V89H237V90L240 89V90H238V92H239V91L242 92V93L239 94V95H242V96H240V97L243 98V97H244L243 95L245 94L244 92L247 91L246 94L251 93V94L247 95V97H248V96L251 97V98H250L251 101H252L253 99H255L257 102L260 101V104H261V102H262L261 99L263 100V96H264V94L262 95L261 93L264 92V90H262V92H261L260 94H259V92H260L261 87H262V89H263V86H264V80L262 79L263 77H260V76L258 77V76H257V73H256V76L258 77V79L261 78V79H259V81L261 80L260 82L263 84V86H261V87H257V85L259 84V82H257L258 79L256 78L255 74H253L254 76L252 75V76H253V80H251V81H252V84H253V85L256 84V86H252V84H251V81H250V79L252 78L251 75H250V76H247V75L244 76V75H243V76L245 77V78H243V77L240 76V74H239V77H242V78H241L242 80L239 78L238 80H241V81L239 82V81L236 79V80H237V81H236L237 83H236L235 80H234L235 78L231 76V77L233 78V80H232V78H230L229 74H227V73H225V74L223 73L222 76H221V75L219 76ZM258 75H259V74H258ZM0 76H1V77H0V80H1V81H0V84L2 85V86L0 87V92H1L0 95H2L0 99H3V98L5 99V96H6V100H5V101H7L8 103L10 102V103H9V104H10V107H12V108L14 107V108H15L14 105H17L16 108L22 107V106H18V104H20V103L22 104L23 102L27 101V100L25 99V98H26L25 96H26V93H27V92H24V89H22L23 91L21 90L22 93H20V91H17L16 88L14 89V87L18 86L17 84L19 83V85H20V86L22 85L21 87L23 88V86H24V85H23L24 82H25V84H27L26 82L29 81V80H26V78L24 79L23 77H20V78H22V80H24L23 82H22V80L20 81V82H22L23 84L20 83L19 81H17L18 83H14V84H13V82H16V80L18 79L17 77L14 78V76H13L14 79L11 78L13 82H12V85H10V84H11V81H9L10 79H8V77H9L10 75H7V76L4 77V74H3V77H2V75H0ZM27 76H28V75H27ZM86 76H84V77L86 78ZM102 76H103V77H102ZM111 76H113V77H114L115 79H117L118 81L116 82L115 79H113V80L110 81V77H111ZM115 76H116L117 78H116ZM10 77H11V76H10ZM10 77H9V78H10ZM31 77H32L31 79L35 78V77H33V75H32ZM68 77H70V76H68ZM71 77H70V78H71ZM76 77H75V78H76ZM88 77H87L86 79H88ZM106 77H107V79H106ZM108 77H109V78H108ZM124 77H125V79L127 80V77H126V76H124ZM246 77H250L249 81H248V79H246ZM3 78H4V79H3ZM5 78H6V80H5ZM20 78H19V80H20ZM28 78L30 79V76L27 77V79H28ZM40 78H39V79H40ZM49 78H50V81H56V82H54L53 85H52L53 82H52V83L50 82V84H51V85H50V84L48 83ZM77 78H76V79H77ZM104 78H105L106 80H105ZM128 78H129V77H128ZM213 78H212L213 83H214L215 85L217 84V85H216L217 87L221 86L220 84H218V82H216V80H213ZM229 78H230V79H229ZM71 79L75 80V82H76V79H74V77L71 78ZM71 79L68 78V80H71ZM111 79H112V78H111ZM129 79H130V78H129ZM244 79H246V81H244ZM254 79H255L256 81H255ZM2 80H3V81H2ZM25 80H26V81H25ZM45 80H47V81H46V82H47L46 84H45ZM78 80H77V81H78ZM5 81H6V83H5ZM61 81H62V82H61ZM66 81H67V79H66ZM114 81H113V82H114ZM127 81H129V80H127ZM214 81H215V82H214ZM30 82H31V80H30ZM38 82H39V83H38ZM60 82H61V86H58V85H60V84H59ZM79 82H81V81H79ZM79 82H78V83H79ZM84 82H83V84H84ZM107 82H106V84H107ZM113 82H112V83H113ZM124 82H125V80H124ZM129 82H131V81H129ZM232 82H235L236 84L234 83L235 85H233ZM241 82H242L243 84H241V86H240V83H241ZM245 82L247 83V85H245V84H246ZM248 82H250V83H248ZM4 83H5V84H4ZM8 83H9V84H8ZM56 83H58V84H56ZM85 83H86V82H85ZM97 83H98V82H97ZM99 83H100V82H99ZM99 83H98V84H99ZM120 83H123V82H120ZM244 83H245V84H244ZM3 84H4V85H3ZM62 84H63V85H62ZM81 84H82V82H81ZM90 84H89V85H90ZM98 84H97L96 86H94V87H96V89H97V87H98ZM103 84H104V86H105V83H103ZM103 84L100 83L101 86H103ZM108 84H107L105 87H101L100 85H99V86L101 87L102 90H103V88H104V91H105V88L107 87V91H105V92H108V91H109V90H108ZM127 84H128V83L125 82V85H127ZM131 84H132V83H130V85H131ZM230 84H229V86H230ZM249 84H251L252 87H251V86H248ZM6 85H8V86H6ZM9 85H10L11 87H10ZM15 85H16V86H15ZM28 85H29V83H28ZM55 85H56V86H55ZM66 85H68L69 88H68ZM69 85H70V86H69ZM89 85H88V83H87V84H84L83 87H82V85H81V86L79 85V87H81V90H83V89H85L84 87H86V86H87L86 88H91ZM128 85H129V84H128ZM128 85H127V86H124V83L121 84V89H122L123 87H125V89H126V87H127V89L129 88L128 91H130V89H131L132 86L128 87ZM218 85H219V86H218ZM222 85H223V84H222ZM227 85H228V84H227ZM3 86H4L5 88H4ZM20 86H18V87H20ZM35 86H37V88H36ZM51 86H52V87H51ZM88 86H89V87H88ZM122 86H123V87H122ZM231 86H230V87H231ZM258 86H259V85H258ZM7 87H9V88H7ZM28 87H29V86H27V88H28ZM43 87H44V90H45V86H43ZM100 87L98 88L99 91L101 90ZM115 87L117 88V86H115ZM115 87H114V88H115ZM221 87H222V86H221ZM6 88H7V89H6ZM24 88H26V86H24ZM62 88H61V89L59 88V89H60V90L58 91L59 94H60V91L62 90ZM65 88H64V89H65ZM76 88H77V85H76V86H73L72 90H74V89H76ZM259 88H260V89H259ZM5 89H6V90H5ZM17 89H18V88H17ZM20 89H21V88H20ZM20 89H18V90H20ZM29 89L32 90V88H28L27 90L29 91ZM64 89H63L62 91H66V90H64ZM92 89L94 90V88H92ZM112 89H113V88H112ZM241 89H243V90H245V91H243V90H241ZM258 89H259V90H258ZM11 90H12L13 92H11ZM44 90H43V91H44ZM70 90H71V89H69V93H70ZM78 90L81 91L80 89H78ZM78 90H77V92H79ZM102 90H101V91H102ZM115 90H116V89H114V91H115ZM122 90H123V89H122ZM9 91H10L13 95H12ZM25 91H26V90H25ZM62 91H61V94L64 93V95H66V96L69 94V93L67 92L68 90L66 91L67 94H65V92H62ZM111 91H112V90H111ZM114 91H112V92H114ZM123 91H125V90H123ZM128 91H127V93H128ZM17 92H18V94H17ZM23 92H24V93H23ZM29 92L33 93L34 91H29ZM77 92H76V93H77ZM191 92H193V91H191ZM236 92H237V91H236ZM3 93H4V94H3ZM7 93H9L10 95H8ZM31 93H30V94H31ZM44 93H46V92H43V95H44ZM52 93H54L53 95H55L56 97H58V96L55 94V93H57L56 91H55V92H52ZM52 93H50V94H52ZM108 93H109V92H108ZM121 93H122V92H121ZM127 93H126V94H127ZM21 94H22L23 96H22ZM30 94L28 93L27 95L29 96ZM78 94H79V93H78ZM189 94H190V93H189ZM191 94H192V93H191ZM11 95H12V96H11ZM16 95H18V96H16ZM32 95H34V94H32ZM32 95H31V96H32ZM43 95H42L41 97L44 98V99H46L45 95L47 96V98L50 97L48 94H45L44 96H43ZM62 95H63V94H62ZM64 95H63V96H64ZM76 95H77V94H76ZM122 95H123V93H122ZM261 95H262V96H261ZM259 96H260L261 98H260ZM7 97H9V98H7ZM10 97H11V98H10ZM13 97H14L15 100L13 99ZM16 97H17V98H16ZM56 97H55V98H56ZM240 97H239V99H240ZM247 97H245V98H247ZM18 98H19V99H18ZM21 98H22V99H21ZM28 98H30V96H29ZM28 98H27V99H28ZM31 98H32V97H31ZM51 98H52V96L50 97V99H51ZM53 98H54V97H53ZM53 98H52L51 100H53ZM252 98H253V99H252ZM257 98H260V99L258 100ZM50 99H48V100H50ZM58 99H59V100H58V102H59V101L61 100V97L59 96ZM247 99H249V97H248ZM247 99H246V101H248ZM250 99H249V101H250ZM9 100H10V101H9ZM17 100H18V101H17ZM22 100H23V102H21ZM51 100H50V101H51ZM56 100H57V99H55V100H54L53 102H51L50 104H52V103L55 104V103H56V102H55ZM240 100H242V99H240ZM5 101H4V102H5ZM28 101H29V99H28ZM30 101H31V100H30ZM251 101H250L249 103H251ZM263 101H264V100H263ZM4 102H3V103H4ZM7 102H6V103H7ZM15 102H16V103H15ZM19 102H20V103H19ZM54 102H55V103H54ZM243 102H245V101L243 100ZM243 102H242V103H243ZM253 102H254L255 105H257V104L259 105V103L255 102L254 100H253ZM8 103H7V106H9ZM256 103H257V104H256ZM262 103H263V102H262ZM0 104H1V102H0ZM4 104H5V103H4ZM39 104L41 105V102H40ZM244 104H246V103H244ZM263 104H264V103H263ZM22 105H23V104H22ZM25 105H26V104H25ZM25 105H24V107L28 106V108H27V107L25 108V112H27L28 115H29V112H30L31 110H32V111L34 110V112H35L36 109L41 111V108L38 109V108H39L38 105L36 106V109H35L33 106H30L28 102H27V105H26V106H25ZM246 105H248V104H246ZM258 105H257V106H258ZM0 106H1V105H0ZM263 106H264V105H263ZM1 107H2V106H1ZM1 107H0V108H1ZM10 107H9V108H10ZM259 107H260V105H259ZM16 108H15V110H14V109H11V111H12V112H13V111L16 112V111L18 110V109H16ZM29 108H30V109H29ZM31 108H33V109H31ZM1 109H2V108H1ZM23 109H24V108H23ZM2 110H3V109H2ZM37 110H36V111H37ZM5 111H6V110H5ZM28 111H29V112H28ZM32 111H31V112H32ZM15 112H13V114H15ZM17 112H19V110H18ZM17 112H16V113H17ZM31 112H30V114H31ZM2 113H4V110L2 111ZM2 113H1V111H0V118L3 117V114H2ZM5 113H7V112H5ZM37 113H38V114H37ZM17 114H20V113H17ZM17 114H16V115H17ZM32 114H33V116H36V115H39V112H35V113H32ZM32 114H31V115H32ZM1 115H2V116H1ZM5 115L8 116V114H5ZM16 115H15V116H16ZM20 115H21V114H20ZM20 115H19V116H20ZM28 115L20 116L19 118L22 120L23 118L28 117ZM7 116H6V117H7ZM33 116H32L33 121H32V119H31V117H30V115H29L30 119H29V118H28V119L26 118V121L24 120L25 123H23V122L21 123L22 126H23V124H25V127H24V128H26V129H24L23 127H21V128H23V129H21V128H19V126H18V130H16V129L13 127V128H14V132H15L16 134H17V131L19 132V131H21V130L23 131V130H27V129H28V130H27V133H28L29 135L27 134V136H30V137L32 136L31 139H29V137H28V139H27L26 137L24 138V136H25L24 134H25L26 132H25L24 134H23V132L18 133V134H17V137H19V138L22 137V138H23V139L20 138V142H19V138H18V143H19V144H21V143L23 144V145H22V144L20 145L21 147H19V144L17 145L16 143H15L14 145H12L15 141H17L16 137H15L16 140H14V142H10V139H11V138L9 137V135H8L7 133H10V132L12 133L13 131H10V130H9L11 127L9 128V127L7 126L8 124H7L6 126L4 125V124L8 123V122L6 121L7 119H4L5 117H3L4 120H2V119L0 120V123H1L2 121H3V122L6 121L4 124H2V126H1V124H0V128L3 127V129H0V141H1V142H0V145H1V146L4 145V147H5V146H6L5 144H8L7 147H8V148L10 147L9 150L14 152V153H13V152H10V153H11V154H10V153H9V150L5 149V151L7 150L8 153H9V154L6 153L7 156L10 155L9 158H11V159L8 160V161H11L12 158H15L14 156L11 157L12 155H15V154L17 155V154H18L17 156L15 155V156H16V160H15V161H18V159H19V163H18V164L15 163V165H16L15 167H16V168H17V167H19V168H23V167H24L22 170H20V172H22L23 170H24L25 172H27L26 169H28V171L30 170V171H29V173H30L31 170L34 169V168L29 169V167H30L31 165L35 166L34 163L38 161V160H37L38 158H40V157L37 158V155H38V156H39V155H42L41 153H42V150H43V149H46V150L48 151V154H49V156H50L52 159H54V160L56 159V152H57V150L54 149V148L51 146V144H50V143H51V142H50V141H51L50 138L52 137V132L50 131V129L53 130V126L48 125V124H47V125H48V126H47L46 123L44 124V123L39 119V117H38L37 119H35L37 116H36L35 118H33ZM8 117H9V116H8ZM8 117H7V118H8ZM17 117H18V116H16V118H17ZM21 117H23V118H21ZM19 118H17L18 120H16V121H19V120H20ZM21 120H20V121H21ZM28 120H29V121H28ZM35 120H36L37 122H39V123L41 122V124L43 123V124H44L45 126H47V127L51 126V128L49 127V131L51 132V134H50V132L45 131L46 129L43 130L44 132H43V131H40V130L43 129L42 127H44V125L42 124V126H41V125H39V123L36 124ZM39 120H40V121H39ZM20 121H19V122H20ZM10 122H11V120H10ZM10 122H9V124H10ZM31 122H32V123H31ZM33 122H34V123H33ZM11 123H12V122H11ZM19 124H20V123H19ZM3 125L6 127V129L4 128ZM37 125H39V127H38ZM9 126H10V125H9ZM12 126H13V125H12ZM26 126H27V127H26ZM7 127H8V128H7ZM47 127H46V128H47ZM44 128H45V127H44ZM7 129H8L10 132H9ZM1 130H5V131H7V132L5 133V134L8 135V137L6 136V137H7L6 139H5V136H4V135H5V134H4L5 131L3 132V131H1ZM11 130H12V128H11ZM1 132H3V133H1ZM14 132H13V136H14V135L16 136V134H15ZM47 132H48V133H47ZM11 133H10V136L12 137V134H11ZM21 133H22L23 135H22ZM21 135H22V136H21ZM12 138L14 139V137H12ZM52 138H53V137H52ZM2 139H3V140H2ZM4 139H5V142H4ZM13 139H12V140H13ZM24 139H25V140H24ZM26 139H27V140H26ZM8 141H9V142H8ZM28 141H29V143H28ZM2 142H3V144H2ZM23 142H24V143H23ZM30 142H31V143H30ZM34 142H35V143H34ZM9 143H10V144H9ZM25 143H26V144H25ZM33 143H34V145H33ZM29 144H30V145H29ZM11 145H12V146H11ZM24 145H25V146H24ZM1 146H0V147H1ZM17 146H18V147H17ZM4 147H3V149H2V147H1V149L4 150ZM7 147H6V148H7ZM11 147L14 148V149H12ZM19 148H20V150H19ZM25 148H26V149H25ZM215 148H217V147H215ZM218 148H219V147H218ZM218 148L215 149V151L218 152L219 149H220L219 151H221L222 148H219V149H218ZM2 150H1V151H2ZM204 150H205V149H204ZM204 150H203V152H202V150H200L201 152L199 151V154H200V153H201V154H202V153L204 154L203 157L201 156L202 158H205L204 156L208 154V156L210 157V160H209V158H208V160H209V161H208V160H207V157H206L205 161L207 160V161L209 162V164H210V162H213V161H214V162H216L215 165L217 164V165H220L221 167H224V166H225V167H228L229 165H228V166L223 165V164H225L224 162H226V164H230V163L233 164V163H234V161H233V163H232V161L229 160V161H230V162H229V161L226 160V159H225L224 162H222L221 158L224 159L223 157H226V156H224V155H226V154H225L226 151H225V153H224V150H223V154H224V155H223V154H219V152H218V155H219V156H218V155H217V156L219 157V159L217 158V156H215V154H217L215 151H214L215 154H212V155H211V153L209 152L210 150L207 149L206 154L204 153ZM213 150H214V149H213ZM1 151H0V152H1ZM16 151H17V152H16ZM22 151H23L24 153H23ZM29 151H30L31 153H30ZM33 151H34L35 153H34ZM205 151H206V150H205ZM208 152H209V153H208ZM211 152H212V149H211ZM257 152H258V151H257ZM259 152H261V151H259ZM259 152L253 154L252 156H251V155H248V156H246V158H244L245 155H244V157H243V155H241V154H237L238 156H242V158H241L242 161L245 160L244 162L246 163V164L244 163V164L241 166V168H245L246 166L244 167V165H247L248 167L250 166L249 168L252 170L251 166L253 167V165H254L253 169H256V168L258 167L257 164H258L259 167L261 168L262 164H264V163H263V162H264V159H263V158H264V155H263L264 153H262L263 151H262L261 153H259ZM2 153H3V155H2ZM33 153L35 154V156H36V160H37V161H36V160L33 161V159H34L33 157H35V156H33V155H34ZM59 153H60V152H59ZM0 154H1L2 157H3L4 155H6V154H4V152H1ZM19 154L21 155V157H22L23 160L21 159V157H19ZM22 154H23V155H22ZM60 154H63V155H64L65 153H63V151H62ZM209 154H210V155H209ZM260 154H261V155H260ZM31 155H32L33 157H32ZM222 155H223V157H222ZM237 155H235V156L237 157ZM255 155H256V156H255ZM1 156H0V157H1ZM7 156H6V157H7ZM30 156H31V157H30ZM211 156H215V157H216V160L218 159V160H217L218 162L215 161V158H214V157H211ZM228 156H230V154H228ZM228 156L226 157L227 159H229ZM249 156H251V157H249ZM2 157L0 158V160L2 159ZM6 157H5V158H6ZM18 157H19V158H18ZM26 157H27V158H26ZM247 157H249V159H248ZM253 157H254V159H253V165H251V164H252V163H251V162H252L251 158H253ZM255 157H256V158H255ZM7 158H8V157H7ZM7 158H6V159H7ZM9 158H8V159H9ZM212 158H214V160H213ZM239 158H240V157H239ZM257 158H258V159H257ZM24 159H25L26 161H25ZM29 159H30V160H29ZM63 159H64V158H63L62 156L57 157V160H58V161H60V160L62 161ZM211 159H212L213 161H211ZM235 159H238V157L235 158ZM241 159H240V161H241ZM243 159H244V160H243ZM21 160H22V163H23V164L25 163V164L28 166V168H27L25 165L23 166V164H22V166H18V165L21 164V163H20ZM67 160H68V161H69L74 167H76V168H81V171H83V172H86V173H91V172H92L91 167L88 166V165H86V164H80V163H77L76 161H74V160H72V159H67ZM202 160H203V162H204V163H203V165H204V164H205V161H204V159H202ZM220 160H221V161H220ZM246 160H251V161H248V162H250L251 164H248V163L246 162ZM2 161H3V160H2ZM5 161H6V160H5ZM207 161H206V162H207ZM219 161H220V162H219ZM33 162H34V163H33ZM214 162H213V164H214ZM221 162H222L223 164H222ZM261 162H262V163H261ZM6 163H7V162H6ZM6 163H5V166L3 165V168H2V169H5V167H6L7 169H5V170L10 171V169H8V167H9V163H8V167L6 166ZM10 164H12V161H11ZM13 164H14V163H13ZM37 164H39V163L37 162ZM201 164H202V163H201ZM211 164H212V163H211ZM221 164H222L223 166H222ZM255 164H256V165H255ZM0 165L2 166L1 161H0ZM207 165H208V163H207ZM207 165H206V166H207ZM215 165H214V166H215ZM217 165H216V166H217ZM260 165H261V166H260ZM1 166H0V167H1ZM36 166H37V167H36L33 171H34V174H35V175H36L37 173H38V175H39L40 172H37V171H38L37 169H39V171H40V166H38V165H36ZM204 166H205V165H204ZM214 166H213V168H214ZM216 166H215V169H216ZM220 166H218V168H220ZM255 166H257V167H255ZM11 167H12V166H10L9 168H11ZM15 167H14V168H15ZM31 167H32V166H31ZM210 167H212V166H210ZM210 167H209V165H208V168H209V169H213V168H210ZM248 167H246V168H248ZM259 167H258L257 169H259ZM262 167H263V166H262ZM14 168H13V170H16V169H14ZM25 168H26V169H25ZM201 168H202V167H201ZM208 168L204 167L203 169H208ZM218 168H217V169H218ZM2 169L0 168V174H3V173H1V170H2ZM262 169H264V167H263ZM17 170H18V169H17ZM3 171H4V170H3ZM8 171H7V173H8ZM18 171H19V170H18ZM33 171H32V173L30 174V176L32 175L31 177H35L34 174H33ZM35 171H36V172H35ZM25 172L22 173L23 175L21 174V176H24V175L26 174ZM127 172H128V174L130 173V174H129V175H130V178L127 179V177H128L127 175H124V177H126V179H125V178H122V177H123L122 175L125 173V172H122L123 174L120 173L121 176L118 175L119 177H118L117 179H115V180H117V181H116L117 185H118V183H122V184H119V185H120V188H118L119 185H118V187H117V185H115L119 190H121L122 187H123V189H122L121 191L125 190V189H126V186L129 187V186L133 185V184L136 182V180L134 181V179H135V176H134V175H135L136 173L131 171L133 174L135 173L134 175H133V174L131 175V172H130V171L127 170V171H126V174H127ZM4 173H5V172H4ZM7 173H5V174H7ZM9 173H11V174L14 173L13 177H11V178H15V177H14V176L16 175V172H15V171H12V172L10 171ZM27 173H28V172H27ZM29 173H28V176H29ZM48 173H50V172H48ZM50 174H51V175H49V174H48V175L51 176L50 179L52 178V180H53L54 178H53V176H52V173H50ZM3 175H4V174H3ZM8 175H10V174H8ZM17 175H20V173L18 172ZM4 176H5V175H4ZM10 176H12V175H10ZM133 176H134V177H133ZM0 177H1L2 179L5 178V177H2L1 175H0ZM6 177H7V176H6ZM24 177H26V176H24ZM116 177H117V176H116ZM132 177H133V178H132ZM9 178H10V177L5 178V179H7V180L9 181ZM17 178L20 179V178H22V177L19 176V177H17ZM29 178H30V177H28V179H29ZM36 178H38L37 175H36ZM114 178H115V177H114ZM114 178H112V179H114ZM2 179H0V180H2ZM19 179H18V182L21 183V184H20V187H21L22 182H23V180H25V178H24V179H23V178L21 179L22 182L19 181ZM28 179H27V180H28ZM32 179H35V178H31V180H32ZM110 179H111V178H110ZM110 179H109L110 183L113 182L112 184H114V183H115V182H114L115 180H114V181H111L112 179H111V180H110ZM120 179H121V180H120ZM124 179H125V180H124ZM10 180L13 182L14 179H13V180L10 179ZM36 180H37V179L33 180L32 182L35 184ZM52 180H51V181H52ZM119 180H120V181H119ZM122 180H123V181H122ZM249 180L251 181V183H250ZM252 180H253V179H248V183L251 184V185L249 184V186H250V187L252 186V188H249V187H248V189H249V190H250V189H254V192L256 191L257 194H258V191H259V190L255 189L257 183L254 184V183L252 182ZM34 181H35V182H34ZM124 181H125V182H124ZM1 182H2V181H1ZM3 182H4V180H3ZM3 182H2V183H3ZM6 182H7V181H6ZM12 182L9 183V184L13 185ZM27 182H28V181H27ZM29 182H30V181H29ZM165 182H166V181L161 182V184H162V187H161L162 189H161V190H165V189H166L167 186L165 185ZM4 183H5V182H4ZM4 183H3V185H4ZM7 183H8V182H7ZM7 183H5V184H6V185H9V184H7ZM13 183H14V182H13ZM19 183H18V185H19ZM116 183H115V184H116ZM128 183H129V185H127ZM131 183H132V184H131ZM156 183H157V184H156ZM156 183H154L155 186H157V185H158V186H159V185L161 186V184H159L160 182H159V183L156 182ZM252 183H253V185H252ZM0 184H1V183H0ZM16 184H17V180H15L14 185L16 186ZM23 184H24L25 188H27V186L31 185V186H29L31 189H30V188H27V189H25V190L23 189L24 191L19 189V191H17V189H16L17 186H16V188H15V186L13 185V186H11V187L15 188V190H16V192L13 193L15 190L13 191L12 189H10V188H9L10 186H9V187H8V186H5V187L3 186L4 189H5V190H3V192L6 193V194L4 193V195H5V196L7 195V197L10 198L11 201L14 200V199L17 197V195L15 196V194H16L17 192H21V193L25 192V194L23 193V194H24V197H23V195H21V196L23 197V199L25 198L24 200H26V201L28 202V204H27L26 201L24 202V200H23L22 197H21V198H19V199H21L22 201L20 202V200H19L18 205L21 204L20 206H21V208H22V204L25 203V204L23 205V206H24V207H23L24 209L22 208V210H21V209H20V206H16V207H19V209L21 210V211H20L19 209H18V210L16 209L18 215H17V218H16V216L14 217V218H16V219L19 220V221H18L19 224H21V221L23 220V218H24V216H25L26 214H27L28 216L26 215L25 218L28 217V219H29V217H30L29 220H31V219H32V220H33V219H36V220H37V219L40 218V215H39V214L41 213V212H39V211H41V210L39 209L40 207H39V204H38V203H39V198H38L39 196H37V194H39V193L33 191V189L36 188V187L34 188V186H35L37 183H36L34 186H32L33 184H31V182L28 183L27 186H26V184H25L24 182H23ZM130 184H131V185H130ZM166 184H167V182H166ZM123 185H124V186H123ZM154 185H153V187H155ZM254 185H255V188L253 187ZM22 186H23V185H22ZM24 186H23V187H24ZM113 186H114V185H113ZM158 186H157V187H158ZM3 187H2V185H1V188H2V189H3ZM20 187H18V188H20ZM124 187H125V189H124ZM157 187H155V188H157ZM168 187H171V186L168 185ZM168 187H167V188H168ZM21 188H22V187H21ZM32 188H33V189H32ZM37 188H38V186H37ZM37 188H36V189H37ZM155 188H152V187H151V190H153V189L156 190ZM172 188H173V187H172ZM172 188H170V189H172ZM29 189H30V190H29ZM36 189H35V191H38V190H39V188H38L37 190H36ZM157 189L160 190V187H158ZM11 190H12V191H11ZM159 190H158V191H159ZM187 190L190 191L191 188H190V189H187ZM0 191L2 192L1 189H0ZM156 191H157V190H156ZM3 192L0 193V194H3ZM153 192H154V191H153ZM251 192H253V191H251ZM256 192H255V193H256ZM259 192H260V191H259ZM12 193H13V194H12ZM17 194H19V193H17ZM253 194H254V193H253ZM29 195H30V196H29ZM239 195H240V194H239ZM239 195H237V196H239ZM254 195H256V194H254ZM0 196L2 197V195H0ZM5 196H3V197H5ZM14 196H15V198H14ZM18 196L20 197V194H19ZM36 196H37V197H36ZM237 196H236V197H237ZM241 196H242V195H241ZM241 196H240V197H241ZM7 197H5L4 200H7V199H6ZM240 197H238V198H239V201H240V202H243V200H244L243 198H245V197L242 198V199H243L242 201L240 200ZM17 198H18V197H17ZM34 198H35V199H34ZM246 198H247V197H246ZM10 199H9L8 201H10ZM32 199H33V200H32ZM252 199H253V198H250V199L247 198L246 200H244V201H245L244 203H241V204H240V207L238 206L239 209L241 208V209L243 210V214H242V212H240V213H241V217H240V218H241V221H244V219L247 218V219H246V222H241L240 219L237 218V217H238L237 215H235V217H234V215H232L233 217H231L230 215L232 214L233 211H234L235 213H237V212H236V209H233V207H232V203H231V204L229 203V206L227 205V206L229 207L230 211H232L231 214L229 213V216L231 217V218H229V219H233V218H235V219H236V218L239 219V223H240V226H241V227H240V226L238 225L239 228H241V230L244 228V229H246V231L243 229V230H244L243 233H241L240 230H239V232L237 231L238 233H236V230L239 229L237 225H236V226H237L238 229L235 228V227H236L235 224H239V223H236V221L238 222V220L233 221V222L230 220V221L233 223V225H232V224H229L228 222L225 224V222H224V225H226V226H224V225H223V226L226 227V228H222V229L225 230V231H227V230H226V229H227V226H228V230H229V226L231 225V227H230V230H231V231L229 230V231H227V232H231L232 235L229 236V235L227 234L228 236H226V233H227V232L224 233V234H222L223 231L220 229V228H221L220 226L222 225L223 221H225V220H223V218H221V216L223 217L224 214L222 215L221 212L217 213V212L213 209L214 212L217 213V215H218V214L220 215V217H218V216L215 214V215L218 217L217 221H219V222L216 221V216L213 215V216L210 217V215H209L208 218L211 219V224L209 223V222H210V219L208 220V224H209V225H213V224L216 225V224H217V225H220V226H217V225H216V226H217V229H216V230H212V229H215V228L213 227L212 229H209V230H210L209 232H206L205 230H208V229H207V228L205 229V227H203V225H205V226L207 227V225H206L205 222H204V223L202 224V227L204 228V231L206 232V235H207V233H208L207 236H205V233L203 232V228L201 227V225L199 226V228H200V227L202 228V229L200 228V230H202L204 237H206V239H208V241H210L211 243L213 242V243H212L213 245H214V242L216 241V245H217V244H218L217 241H218L220 238H215L216 236L213 237L212 235H209V233H210V234L218 233V236H217V237H220V235H221V236L224 235V236H222V240L220 239V240L222 241V243H220V241H219V245H218V246H215V245H214V247H219V248H220V247L222 246V244H223V241H226V240H227V241L229 242V240H228L227 238L225 239V237H229V238H231L230 240H232V238H234L233 236H236V235H237V238H238V234L240 233V234H241V235L239 234V236H241L240 238H241V239H245L244 237H245L246 235L243 236V238H242V235H243L245 232H246L245 234H248V233L250 232V233L248 234L249 237L246 236V238L252 240V238H250V236H251L250 234H251V233H252V236H251V237H255V238L257 237L256 235H260V234H258V233L261 232L260 230L262 229V226H263V228H264V221H263L264 218H263V219L260 218V216L264 215V214H263V213H264V212H263L264 209L262 208V209H263V211H262L263 213H261L260 208H259L261 205H260V206L257 205L258 203L255 202V201H257V200H255V201H251ZM16 200H17V199H16ZM14 201H15V200H14ZM14 201H12V202H13L12 204H14V203L16 204V201H15V202H14ZM29 201H30V202H29ZM34 201H35V202H34ZM37 201H38V202H37ZM247 201H248V203H246ZM6 202H7V201H6ZM32 202L34 203V205H33ZM240 202H237V203H240ZM251 202H252V203L255 202L254 205H257V206H258V208H259L258 211H260V216H258L257 214H255V213H256L255 211L257 210V206H256V208H255L253 204H252V205L250 204ZM257 202H258V201H257ZM9 203H10V202H8L7 205H8ZM36 203L38 204L37 207L35 206V205H37ZM237 203H235V204H237ZM12 204H11V205L9 204V206H12ZM213 204H215V203H213ZM235 204L233 205L234 207L237 206V205H235ZM242 204H243L244 206H243ZM249 204H250V206H249ZM16 205H17V204H16ZM28 205H29V206H28ZM30 205H31V206H30ZM211 205H212V204H211ZM216 205H217V206H216ZM230 205H231V207H230ZM238 205H239V204H238ZM263 205H264V204H263ZM13 206H14V205H13ZM33 206H34L35 208H34ZM212 206H213V205H212ZM212 206H211V207H212ZM214 206H216V208H217V207H218V208L220 207V205L218 206V204H215ZM221 206H223V205H221ZM248 206H249V207H248ZM251 206H253L254 208H253V207L251 208ZM14 207H15V206H14ZM38 207H39V208H38ZM228 207H227V208H228ZM243 207H244V208H243ZM32 208H34V209L32 210ZM206 208H208V207H206ZM212 208H214V207H212ZM216 208H215V209H216ZM236 208H237V207H236ZM238 208H237V211H238ZM245 208H246V209H245ZM247 208H251V209H252V212H255V213H253V214H254L255 216L257 215V216L259 217V218H258V217L256 216V218H258V219H262L261 222H263V224L260 222V224H262L261 228H259L260 225H257V224H258V223H257V222H258V219H255L254 216L252 215V213L250 214L251 211H249V210H251V209H248L250 215H249L247 212H244L245 210L247 211ZM254 209H256V210H254ZM23 210H25V211H23ZM26 210H27V211H26ZM31 210H32L33 212H31ZM34 210H35V212H36V211H37V212L35 213ZM210 210H212V209L210 208ZM210 210H208L209 213L211 212ZM213 210H212V211H213ZM242 210H240V211H242ZM206 211H207V210H206ZM206 211H204V213H205ZM218 211H219V210H218ZM221 211H222V210H221ZM20 212H21V214H20ZM38 212H39V213H38ZM234 212H233V213H234ZM23 213H24V214H23ZM29 213H31V214H29ZM33 213H34V214H33ZM135 213H137V212H135ZM212 213H213V212H212ZM245 213L248 214L249 216L246 215V216H248V217H245ZM257 213H258V212H257ZM137 214L140 215L139 213H137ZM261 214H262V215H261ZM15 215H16V214H15ZM21 215H22L23 217H21ZM29 215H31V216H29ZM191 215H192L191 217H195V216H194V213L191 214ZM195 215H196V214H195ZM239 215H240V214H239ZM251 215L253 216V219H252V217L250 218ZM206 216H207V214H206ZM206 216H205V217H206ZM224 216L227 217L228 214H225ZM31 217H32V218H31ZM34 217H35V218H34ZM213 217H214V219H215L214 222H212V221H213V220H212ZM225 217H224V219H225ZM244 217H245V218H244ZM262 217H263V216H262ZM25 218H24V219H25ZM129 218L132 219V223H133V225H134L135 227H138V226H139L138 228H140V229H145L146 227L148 228L147 225H145V224L142 223L141 221L139 222V221H138L137 219H135L134 217H133L134 219H133L132 217H130V216H129ZM129 218H128V220H129ZM208 218L206 217V219H208ZM219 218H220L221 220H220ZM227 218H228V217H227ZM227 218H226V219H227ZM243 218H244V219H243ZM248 218H250V219H248ZM206 219H204V220L207 221ZM235 219H233V220H235ZM20 220H21V221H20ZM29 220H28V222H29L30 224H29L28 222H23L24 220L22 221V223H24L25 226H23L22 224H21L22 226L19 225L18 223H16V220H15V223L18 224V227L16 226L15 223H14V225H13V222H14V221H13V222H12V226L17 227V228H16L17 230L15 231L16 233H15L14 231H11V230H9V232H8V230L5 229L6 226L2 225V226H4V228H3L2 230H5V231L8 232V233L12 232V233H14V234H13V237H12L11 234H9V235H11V237H9V238H8V237H4L5 235L7 236V233H4L5 235L2 233L3 235H1V237L3 236V238H4L5 240H6L7 238H8V239L11 238L12 241H11V239L8 240L9 243H8L7 240L5 241V244H6V242L8 243L7 246L10 245L9 247H7V249H8V251H7V249L4 248V247L1 245L2 243H4V242H3L4 239L2 238V239H3V240H2V239L0 238V240H1V242H0L1 244H0V245L2 246V247H0V264H32L33 261H35V260H37V261H35L36 263H34V264H37L38 261H39V259H41V257L43 256L44 253L46 254V256L49 257V262H50V264H52V263H54V264H55V263H56V264H57V263H58V264H63V263L61 262V260H58V259H60V257H59V256H60V255H59L60 253H58V251L60 252V250L62 249V247H63V249H64V245H65V244H66V247H70V246L72 245V243H71L69 240H67V241H65L66 243H64V244L62 243L63 246H62V244H59V248H55V247H52L53 242L50 240V241L48 242V245H49V246L47 245L46 247H49V248L51 247V249L46 248L45 250H43L44 245H46V244H44V245L42 244V243H45V242H44V241H45V237H43V236L41 235V233H40V230H39V228H38L39 226L37 225V224H38V223H37L38 221H36V220H33V221L31 220V221H29ZM133 220H134L135 222H134ZM222 220H223V221H222ZM247 220H248V221H249V220H251V221L254 220L255 222H253V223H254V224L256 223L257 227L259 226L258 228H259L260 230H258V231H260V232L257 231L258 228H257L256 225H254L252 222H251V224H253V225H252L251 228H249V227L251 226V224L248 223ZM256 220H257V222H256ZM25 221H27V220L25 219ZM129 221H131V220H129ZM227 221H228V220H227ZM138 222L140 223V225H138ZM195 222H196V221H194V223H195ZM249 222H250V221H249ZM26 223H27L29 226H26V225H27ZM32 223H33V224H32ZM136 223H137V225H135ZM194 223H193V221H192V224H193V225H194ZM201 223H202V221H201ZM242 223H243L245 226H242V225H243ZM246 223H248V224H250V225H249L248 227H246V225H247ZM141 224H142L143 226H142ZM195 224H198V225H199L200 222H199V223L197 222V223H195ZM228 224H229V225H228ZM241 224H242V225H241ZM198 225H197V227H198ZM209 225H208V227H209ZM0 226H1V225H0ZM213 226H214V225H213ZM233 226H235V227H233ZM21 227H23V229H24V227H26V229L23 230ZM34 227H35V228H34ZM143 227H144V228H143ZM211 227H212V226H210V228H211ZM218 227H220V228H218ZM245 227H246V228H245ZM255 227H256L257 229H256V232L254 233L253 231H251V229L254 230ZM1 228H2V227H1ZM1 228H0V229H1ZM6 228H7V227H6ZM18 228H19V229H18ZM27 228H28V229H27ZM29 228H30V229H29ZM150 228H151V229H150ZM234 228H235L236 230H235L234 233H232L233 230H234ZM8 229H9V228H8ZM12 229L15 230V228H12ZM37 229H38V230H37ZM219 229H220L221 231H220ZM232 229H233V230H232ZM247 229H248V230L250 229V231H248ZM26 230H27V231H26ZM154 230H155V229H154V228L152 229L151 225H149L148 231H151V232H152V231H154ZM262 230H263V229H262ZM0 231H1V230H0ZM17 231H18L19 233H18ZM20 231H21V232H20ZM215 231H219L220 234H219V232H215ZM1 232H2V231H1ZM3 232H4V231H3ZM30 232H31V233H30ZM202 232H201V233H202ZM213 232H215V233H213ZM262 232H263V231H262ZM262 232H261V235H262ZM235 233H236V235H233V234H235ZM20 234H21V235H20ZM23 234H24V235H23ZM26 234H27V235H26ZM229 234H230V233H229ZM254 234H255V235H254ZM18 235H19L20 237H18ZM215 235H217V234H215ZM263 235H264V234H263ZM263 235H262V237H263V239H264V236H263ZM14 236H15V237H14ZM209 236H210V237L212 236V237L215 238L216 240L211 241L212 239L209 238ZM17 237H18V238H17ZM21 237H22V238H21ZM204 237L202 236V238H203V240H204V244H205V243L207 244L206 239H204ZM207 237H208V238H207ZM262 237H261V239H262ZM13 238H14V239H13ZM19 238H20V239H19ZM157 238L160 239V240H164L163 238H161V236H157ZM235 238H236V237H235ZM255 238H253V241H255ZM258 238H259V236H258ZM258 238H257V239H258ZM16 239L18 240L19 243L17 242ZM217 239H218V240H217ZM263 239H262V240H263ZM203 240H202V242H203ZM23 241H24V242H23ZM164 241H165V240H164ZM227 241H226V242H227ZM166 242H167V241H166ZM210 242H208V243H210ZM69 243H71V245H70ZM22 244H24V246H23ZM25 244H26V245H25ZM168 244H169V246H171L172 248H174V249L176 250V251L174 252L176 255H177V254H180L181 251L183 250L181 244H180V245H176V244H174L173 242H170V243L168 242ZM212 244H211V248L213 247ZM254 244H255V243H254ZM28 245H29V246H28ZM50 245H51V246H50ZM207 245H208V244H207ZM207 245H206V246H207ZM209 245H210V244H209ZM209 245H208V246H209ZM251 245H253V244H251ZM4 246H6V245H4ZM12 246H13V247H12ZM38 246H39V247H38ZM42 246H43V247H42ZM206 246H205V247H206ZM208 246H207V247H208ZM23 247H24V248H23ZM26 247H27V248H26ZM35 247H37V248H35ZM66 247H65V248H66ZM263 247H264V240H263ZM10 248H11V249H10ZM29 248H30V250H29ZM34 248H35V249H34ZM54 248H55V251H56L57 254H58V258H57V255H55L54 257L57 258V259H55V258L53 257V255L56 253V252L53 250ZM1 249H3V250H1ZM14 249H16V251H15ZM21 249H22L23 251H22ZM47 249L50 250V251H48L50 255H47V254H48ZM56 249H57V250H56ZM58 249H60V250H58ZM69 249H70V248H69ZM251 249H252V248H251ZM11 250H12L13 252H10ZM26 250H27V251H26ZM33 250H34V251H33ZM35 250H37L38 252H37V251L35 252ZM252 250H253V249H252ZM252 250L249 249L248 252L251 253V254H253L254 252H253V253L250 252V251H252ZM4 251H5V252H4ZM24 251H25V252H24ZM52 251H54V252H52ZM3 252L5 253V255H4ZM14 252H15V253H14ZM22 252H23V253H22ZM28 252H29V254H28ZM42 252H43V253H42ZM51 252H52V254H51ZM179 252H180V253H179ZM263 252H264V251H263ZM1 253H3V254H1ZM6 253H7V254H6ZM16 253H17V254H16ZM25 253H26V254H25ZM34 253H35V254H34ZM13 254H14L15 256H14ZM31 254H33V255H31ZM45 254H44V255H45ZM251 254L246 253L247 256H250ZM3 255H4L5 257H3ZM16 255H17V256H16ZM28 255H29V257H28ZM176 255H175V256H176ZM246 255H245V260L250 261V260L252 259L251 261H252V263L254 264V262H253V258L255 259V258L257 257V254L255 253V254L251 255L252 257H251L249 260L246 259ZM31 256H32V258H33V261H32V260H29V259L31 258ZM38 256H39L40 258H39ZM254 256H255V257H254ZM263 256H264V253L262 254V260L264 259ZM35 257H36V259H35ZM38 258H39V259H38ZM51 258H53V259H52V262L50 261ZM247 258H249V257H247ZM256 259H257V260H256ZM256 259H255V263H256V264H257V263H259V264H264V263H260V262H259L260 260H258V257H257ZM55 260H56V261L58 260V262H55ZM245 260H244L243 264H244V263H247V261H245ZM25 261H28V262H25ZM30 261H32V262H30ZM256 261H257V262H256ZM263 261H264V260H263ZM39 262H40V261H39ZM261 262H262V261H261ZM249 263H251V262H249ZM249 263H248V264H249ZM38 264H39V263H38Z\"/></svg>",
	"mask_w": 264,
	"mask_h": 264
}]
</instances>
